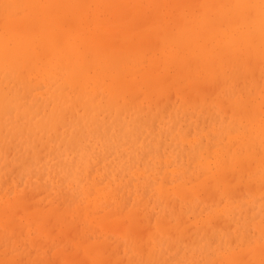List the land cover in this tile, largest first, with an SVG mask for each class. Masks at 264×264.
Returning a JSON list of instances; mask_svg holds the SVG:
<instances>
[{"label":"bare ground","instance_id":"1","mask_svg":"<svg viewBox=\"0 0 264 264\" xmlns=\"http://www.w3.org/2000/svg\"><path fill=\"white\" fill-rule=\"evenodd\" d=\"M129 1L130 0H88V2H86L85 0H0V131H1V127H2V125H3V120L5 119V116H8V117H10V119L12 120L13 119V116H15V117H18V115L19 114H27V112L28 113H30L29 111H32L31 109H30V105H29V107L27 106L26 107V105H25V99H27L26 98V96H27V93H25V92H31L33 89H36V88H33V89H31L32 87H34V86H36V85H33L32 84V80H33V76L34 75H36V77L37 76H39V77H41L42 78V80H43V82H44V84L45 85H47V93H48V96L47 97H45V98H43V101L44 102H47V103H52L53 104V109H52V111L49 113V114H47V115H49L48 117H50V122H49V124L47 123V122H43L42 120H40L39 118H38V120H35L36 122H32V124L31 125H33L34 126V128H31V125H30V129H28V128H25L24 126H22V127H24L25 128V130L24 131H35V129L37 130V129H40V130H42L43 132H46V130L48 131V130H53V131H56V132H58V130H59V127L61 126V127H63V123H62V120L64 119H66V118H63V116L67 113H70V115L73 113L74 114V116H75V118H76V120H77V124L76 125H73L72 127H74V126H79V125H81V123L82 122H84V125L85 126H89V123L91 122H89V121H85L84 119V117H83V113H80L79 112V110H80V107L82 106L83 108H87L88 106H90L91 107V110H90V119H92L94 122L92 123V125L93 126H95L96 127V132H99V130L100 129H102V130H106V131H108V130H110L111 129V131H110V133H109V136L108 137H111V138H114V134L117 132V127L119 126V131H121V133H122V138L124 137V136H126V135H128L130 138H132L133 137V132L134 131H136V129H138L139 127H143V121H144V119L145 118H147L148 116H150L148 113L149 112H151L150 110H149V107H148V113H147V117L145 116V118L143 117V115L141 116L140 115V113L138 112V111H134V115H133V117L131 118V120H129V121H127L125 118H126V115H128V114H131V113H129L130 112V105L132 104V103H134V102H132V100H133V94L134 95H136L137 94V97H138V92L139 91H142V93L144 94V97H142V98H147V101L149 102V103H151V102H154L155 100L156 101H159L160 99H163L164 97H166L167 96V99L169 98L168 96H170V94H172V92L171 91H173V89H174V91H178L177 93H178V95L180 96V98H181V100L182 101H184L185 103L187 102L188 104H190V105H192V106H194V103H195V106H194V109L196 108V107H198V106H196L197 104L196 103H198L199 102V104H202L204 107L203 108H205V105H206V108H207V106H208V104H209V102L212 100V97L214 98V96L216 97V96H219V90H220V86H225V85H231L232 87H233V89L231 90L230 88H227L228 90H231L232 92H229L228 91V93H229V96H232L231 97V99L230 98H227V97H224V99H226L227 100V102L229 103L228 104V107L226 108V101H223V100H221V101H219V102H221V106H224V103H225V110L226 109H229V107L231 106V105H233V107H236V110H234L233 112H232V118H231V123H233V127H230V128H232V132L233 133H237L238 135H247V133L246 134H243L244 133V131H246V129L243 131V133L242 132H240V131H237L238 129H237V127H236V124L238 123V120L241 122V121H243L244 119H248L249 120V122L251 123V122H257V117H259L260 118V115L262 116V114H263V116H262V120H261V123L262 124H260V123H256V124H258V129L260 130V132L262 133V135L261 136H264V108L261 110V111H259L260 110V103L262 102V104L261 105H263L264 104V95H263V98H262V100H259L258 98H257V96H255V94H254V92L250 89V87L251 86H254L255 87V92H258L259 90H260V88L262 87V85H260V75H261V78L263 77L262 75H264V68L262 67V64H264V0H198V3H196V2H194L193 0H172V6L171 7H168V8H172V10H174L175 12V14H174V17H170V16H172V14L173 13H171V12H167V13H169V14H167V16L165 15V16H163V18H161V16H159L160 14H158L157 16L159 17V19H161V20H158V21H156V23H157V26H150L151 27V29L149 28V29H139V27H138V24L140 23H138V21H137V18H139V14H140V12H137V13H135L134 14V18H132V19H128L127 20V18L122 14V12H120L121 14L119 15L118 13H116L115 14V16L113 17V15L111 16L112 18V20L111 19H109L108 17H110L109 16V14L107 15V13H108V11L110 12V10H108V9H110L111 7H112V9L114 8L115 10L116 9H121V7H123L124 9H123V11L124 12H126L128 9H130L129 8V6L132 4V5H134L135 6V9H137V7H136V4H133V2H136V1H131L130 3H129ZM139 1H141L140 3L143 5L144 4V2L145 1H147L144 5H146V6H149V5H152L153 6V1H155V0H139ZM152 1V2H151ZM161 2V1H160ZM159 2V3H160ZM154 3H156V2H154ZM157 3H158V1H157ZM124 5H129L128 6V9H125V7H124ZM131 5V6H132ZM139 5V4H138ZM161 4H159V6H160ZM163 5V4H162ZM165 5V4H164ZM163 5V6H164ZM170 5V4H169ZM166 6V5H165ZM105 8V7H110V8H106L107 9V11H106V14L105 15H107V16H103V13H101L102 14V16H100V18L101 19H104V21H102L101 23H103V25H104V22H109V21H116L117 22V24L115 23V25L116 26H114V24L113 25H111V23H110V27H109V24L108 25H106V26H104L105 28H103V25H102V27H101V25H99V24H101V23H98V22H100L101 21V19L99 18V13H100V11H101V8ZM133 7V6H132ZM139 7V6H138ZM142 7V6H141ZM196 7H198L199 8V12H197L196 11V13H194L195 11H194V9H196ZM102 8V9H103ZM144 8V7H143ZM169 9V10H170ZM160 10V9H159ZM167 10V9H166ZM197 10V9H196ZM145 11V10H144ZM104 12V11H103ZM113 12V11H112ZM115 12H118L117 10L115 11ZM114 12V13H115ZM130 12V11H129ZM154 12V11H153ZM212 12H214V14H216L217 13V15L219 14L220 15V18L216 21V22H214L213 24H211L210 22H208V19H209V15L212 13ZM171 13V14H170ZM111 14V13H110ZM132 14H133V12H132ZM131 14V15H132ZM142 14H143V12H142ZM146 14V13H145ZM144 14V15H145ZM148 15V14H147ZM162 15H163V13H162ZM170 15V16H169ZM176 15V16H175ZM80 16H82V17H80ZM124 16V17H123ZM211 16L212 15H210V18H211ZM78 17H80V18H78ZM129 17V16H128ZM141 17V16H140ZM107 20H106V19ZM155 18H157L156 16H155ZM213 18V17H212ZM215 18H216V16H215ZM139 20V19H138ZM155 21V20H154ZM175 22L176 23V25L175 26H172V24L174 25V23H171V25L169 26L168 25V23L169 22ZM211 21V20H210ZM155 23V22H154ZM153 23V24H154ZM152 24V25H153ZM93 25H94V27H93ZM177 27V31H171V32H169L168 33V28L169 27ZM176 29V28H175ZM175 29H172V30H175ZM170 30V29H169ZM166 32V33H165ZM157 33V35L156 36H160V38H159V40H161L160 42L163 44V46H162V50L163 51H165L166 52V54L167 55H163L162 56V59L161 58H159V56H161L160 55V53H159V55H158V53H157V55H156V58L158 59L159 58V63H163L164 62V64H163V66H160V64L159 65H157V66H153L154 64H156L157 63V60L154 62V59L151 61V59L152 58H150V61L152 62V64H150V67L148 68L146 65V67H147V70H144L143 72H142V74L140 73L139 75H137V73H136V76H134L133 77V75H131V74H135V72H140V70L138 69L139 67H135V69L133 70L132 69V72L130 73L129 72V70L131 71V69H129V67H126V68H124V65L128 62V60H132V59H130V56L132 55L133 56V54H134V50L131 52L130 50L131 49H138L139 48V50H137V51H135V52H137L136 53V57H134V58H138V62H137V64L139 63V62H142V61H140V59L142 58V57H144V58H146V56L145 55H147L146 53L144 54L143 53V56L139 53L140 52V50L142 51V49H141V47H144V46H148L147 48H149V49H152V48H150V47H153V48H156V50L157 49H160V46L162 45V44H160V42H158L159 40H158V38L157 37H155V34ZM159 34H161V35H164L163 37L161 36V35H159ZM166 34V35H165ZM151 36H154L155 37V39L156 40H154V38L153 37H151ZM126 37H128V38H126ZM151 37V38H150ZM162 37V38H161ZM133 38L135 39V41H133ZM149 38V39H148ZM148 39V40H147ZM153 39V41H154V43H153V41H152V43H151V40ZM137 40V41H136ZM146 40V41H145ZM130 41H132L131 43H130ZM135 42H136V44H135ZM142 42V43H141ZM143 42H146V44L148 43V42H150L151 44H147V45H145ZM133 43V44H132ZM141 43V44H140ZM155 43H157V44H160V45H157V44H155ZM153 44V45H152ZM137 45H138V48H136L137 47ZM136 46V47H135ZM157 46H159V47H157ZM133 47H135V48H133ZM146 47H144V48H146ZM149 49H143V51L145 52H148L149 51ZM153 50V49H152ZM156 50H153V52L154 51H156ZM142 51V52H143ZM130 52H131V55H130ZM150 54H152V53H150ZM153 54H155V52L153 53ZM152 54V55H153ZM151 55V56H152ZM132 57V58H133ZM149 58V57H148ZM155 58V59H156ZM142 60V59H141ZM145 60V59H144ZM144 60H143V62H144ZM160 60H161V62H160ZM146 61V60H145ZM163 61V62H162ZM262 63L261 64V67H258V65H259V63ZM129 63V62H128ZM154 63V64H153ZM130 64V63H129ZM137 64H135L136 66H137ZM147 64V63H146ZM131 65V67H132V65L133 64H130ZM162 65V64H161ZM134 66V65H133ZM139 66V65H138ZM143 67H144V65H142ZM170 66H171V72H172V74H171V72H170ZM134 68V67H133ZM140 69H142V68H140ZM124 71H125V73L126 74H124ZM135 71V72H134ZM155 71H156V73H155ZM128 72H129V74H128ZM128 75H131V78H130V80H129V77H128V79H127V76ZM88 77H89V79H88ZM133 77V78H132ZM91 79L93 80V86H92V89H91V91L89 92V93H85V90H86V88H88L89 86H91V83L89 84V86L87 87L86 85H88L87 83V81L89 80L90 82H91ZM257 79H259V81L257 80ZM258 81V83L257 82H255V81ZM36 82V79H35V81H34V83ZM40 82V81H39ZM38 83V82H37ZM232 83V84H231ZM240 83H242L241 85H240ZM263 84H264V82H263ZM40 85V84H39ZM41 86V85H40ZM84 87V89L83 88H80V87ZM185 86V87H184ZM223 86H222V88H223ZM151 88V90L149 89V88ZM185 89H184V88ZM264 87V86H263ZM262 87V88H263ZM40 88H42V86L40 87ZM77 88H80V90L78 89V93H80V94H78L77 93ZM91 88V87H90ZM171 88H173L172 90H171ZM221 88V90H223ZM167 90H171V91H167ZM220 90V91H221ZM263 92H264V89H261ZM261 90H260V92H261ZM166 91L169 93H166ZM226 91V90H225ZM33 92V91H32ZM42 92V91H41ZM41 92H39V96L40 97H42V94H41ZM133 92V93H132ZM171 92V93H170ZM214 92V93H213ZM218 92V94H216ZM43 93V92H42ZM82 93V94H81ZM139 93H141V92H139ZM211 93H213V96L210 98V96H209V94H211ZM262 93V92H261ZM24 94H26V95H24ZM31 97H33L34 99H36L37 98V101L39 102V108H40V104H42V103H40V101H39V97H38V95L36 94L35 95V93H34V96L31 94V93H28ZM168 94V95H167ZM223 94V93H222ZM157 96V97H154V99H153V96ZM175 95V94H174ZM207 95H208V97H209V102H207V99H208V97H207ZM44 96V95H43ZM189 96H190V99H189ZM228 96V97H229ZM29 97V96H28ZM137 97H135V98H137ZM233 97H235V99H234V101L232 100V98ZM151 98L153 99V101L151 100ZM157 98V99H156ZM171 98V97H170ZM173 98V97H172ZM220 98H222V97H220ZM139 99H141V98H139ZM139 99H137V103H138V101H139ZM42 100V99H41ZM64 100L67 102V104L69 105V107H70V105H71V107L72 108H69V109H67V110H65V112H64V107L62 108V106H63V103H64ZM85 100H86V102H85ZM150 100H151V102H150ZM171 101H169L170 103L172 102V99H170ZM144 101L146 102V100L144 99ZM155 101V105L156 106H160V104H163V105H165V104H167L168 105V103L169 102H167V103H164L163 101H159V102H156ZM178 101V100H177ZM188 101H191V103L190 102H188ZM256 102V103H253V102ZM162 102V103H161ZM181 102V101H180ZM184 102H182V104L184 103ZM194 102V103H193ZM212 102V101H211ZM224 102V103H223ZM102 103H104V105H102ZM233 103V104H232ZM249 103H252V105H250L249 106ZM36 104H37V102H36ZM88 104V105H87ZM140 104V103H139ZM139 104H137V105H139ZM144 104V103H143ZM180 104V103H179ZM223 104V105H222ZM35 105V104H34ZM67 105V106H68ZM84 105H87V107H85ZM132 105H136L135 103L134 104H132ZM167 105H165V107L167 106ZM175 105V104H174ZM184 106H185V104H183ZM37 106V105H36ZM127 106V107H126ZM140 106V105H139ZM143 106V105H142ZM142 106H141V109H140V107H138L139 108V111H142L143 109H142ZM169 106H171V104H169ZM179 106H181V104L179 105ZM183 106V107H184ZM253 106V107H252ZM34 107V106H33ZM33 107H31V108H33ZM48 107V106H47ZM52 107V106H51ZM81 107V109L83 110V108ZM155 107V106H154ZM153 107V108H154ZM162 107H164V106H162ZM173 108H174V106H172ZM191 107V106H190ZM232 107V106H231ZM230 107V109L232 110V108ZM248 107H250V109L248 108ZM89 108V107H88ZM87 108V109H88ZM133 108H135L134 106H133ZM143 108H145L144 106H143ZM150 108H152L151 107V105H150ZM166 108H168V107H166ZM166 108H164V109H166ZM180 108V107H179ZM185 108V107H184ZM187 108H188V106H187ZM221 108H223V107H221ZM47 109V108H46ZM163 109V110H164ZM200 109H202V107L200 108ZM209 109V110H208ZM233 109H235V108H233ZM254 109V110H253ZM256 109L258 110V112H255L256 111ZM36 110H39V109H36ZM157 110H159V109H157ZM156 110V111H157ZM162 110V111H163ZM167 111H168V109H166ZM185 110V109H184ZM203 110V109H202ZM205 110V109H204ZM207 110L208 111H210L211 110V108H207ZM221 110V109H220ZM219 110V111H220ZM34 111H35V109H34ZM69 111V112H68ZM81 111V110H80ZM88 111H89V109H88ZM160 111V110H159ZM159 111H157L156 112V114H158V112ZM222 111V110H221ZM227 111V110H226ZM230 110H228V112H229ZM37 112V111H36ZM40 112H41V110H40ZM87 111L85 110V113H86ZM161 112V111H160ZM159 112V113H160ZM164 112V111H163ZM172 111H170V113H171ZM195 112V111H194ZM204 112V111H203ZM228 112H226V113H228ZM38 113V112H37ZM45 113V112H44ZM88 113V114H89ZM102 113H105V116L108 114L110 117H111V122H110V124H107V120H105V117L104 118H101L100 117V115H102ZM133 113V112H132ZM154 113V112H153ZM165 113H166V111H165ZM184 113H185V111H184ZM183 113V114H184ZM206 113V112H205ZM212 114H213V111L211 112ZM39 114V113H38ZM46 114V113H45ZM87 114V115H88ZM156 114H152V118H157V119H159L158 117L159 116H161V114L162 113H160V115H158V117H157V115ZM178 114V113H177ZM192 114L194 115V113H191L190 115L192 116ZM31 115H33V114H31ZM69 115V116H70ZM163 115H165V114H163ZM227 115V114H226ZM27 116V115H26ZM67 116V115H66ZM66 116H64V117H66ZM71 116H73V115H71ZM85 116V115H84ZM131 116V115H130ZM172 115H170V117H171ZM178 116V115H177ZM187 116V115H186ZM206 116H208V113L206 114ZM216 116V115H215ZM214 116V117H215ZM14 117V118H15ZM20 117V116H19ZM25 117V116H24ZM31 117V116H30ZM29 117V119L31 120V119H33V117H31L30 118ZM42 117V116H41ZM68 117V116H67ZM88 117V116H87ZM150 117V118H151ZM23 118V117H22ZM47 118V117H46ZM72 118V117H71ZM149 117H148V119H150ZM151 118V120H153V121H156L157 119H152ZM187 118V117H186ZM198 118H200L199 117V115H198ZM207 118V117H206ZM206 118H204L205 120L204 121H206ZM223 118V117H222ZM227 118V117H226ZM28 119V120H29ZM89 118H87V120H88ZM108 119V118H107ZM211 119V118H210ZM217 119V116L215 117V120ZM19 120V119H18ZM21 120V119H20ZM25 120H27V119H25ZM69 120H71V119H69ZM170 120V119H169ZM187 120V119H186ZM200 120V119H199ZM32 121V120H31ZM72 121H73V119H72ZM72 121H69V122H72ZM152 121V122H153ZM174 121V120H173ZM233 121V122H232ZM258 121H260V120H258ZM11 122V121H10ZM16 122V121H15ZM67 122V121H66ZM87 122H88V124H87ZM175 122H177V121H174V123ZM198 122H200V121H198ZM17 123H18V121H17ZM16 123V124H17ZM24 123H26V121L24 122ZM23 123V124H24ZM31 123V122H30ZM159 123V122H158ZM162 123V122H161ZM173 123V122H172ZM215 123H216V121H215ZM230 123V124H231ZM44 124H46V125H44ZM64 124H65V121H64ZM74 124H75V122H74ZM153 124H154V122H153ZM164 124V123H163ZM6 125H8V122H7V124ZM10 125H12L13 126V124H10ZM27 125V124H26ZM198 125H200V123L198 124ZM197 125V126H198ZM12 126H11V128H12ZM16 126V125H15ZM90 126H91V124H90ZM154 126H155V124H154ZM205 126H206V124H205ZM204 126V127H205ZM246 125H244L243 127H245ZM252 126V125H251ZM21 127V128H22ZM76 127H75V129H76ZM81 127H82V125H81ZM80 127V128H81ZM152 127V126H151ZM183 127H185V126H183ZM204 127H202L203 129H206V127L204 128ZM10 128V127H9ZM8 128V129H9ZM20 127L17 129V130H15V132L17 131V132H20L21 133V136H22V132H23V130L21 129ZM23 128V129H24ZM223 128H224V130H223ZM223 128H222V130H223V132H225V130H227V132H228V128H227V126H225V124H223ZM257 128V127H256ZM255 128V129H256ZM67 129V128H66ZM75 129L74 130H69L68 132H71V133H78V131L79 130H81V129H77L76 131L77 132H74L75 131ZM91 129V128H90ZM93 129V128H92ZM153 129V128H152ZM191 129V128H190ZM4 130V129H3ZM2 130V131H3ZM7 130V129H6ZM12 130H13V128H12ZM151 130V129H150ZM170 130H171V127H170ZM189 130V129H188ZM214 130V129H213ZM251 130H253L252 131V133L253 134H255L256 136H260V133L258 132V131H256V130H254V129H251ZM9 131V130H8ZM14 131V130H13ZM154 131V130H153ZM181 131V130H180ZM192 131V130H191ZM218 130H215V132H217ZM249 131H250V129H249ZM42 132V133H43ZM67 132V131H66ZM80 132V131H79ZM85 132V131H84ZM95 132V131H94ZM143 132V131H142ZM226 132V133H227ZM230 132V131H229ZM228 132V133H229ZM6 133V132H5ZM8 133V132H7ZM10 133V132H9ZM8 133V134H9ZM24 133V132H23ZM29 133V132H28ZM27 133V134H28ZM34 133H38V131L36 132H34ZM59 133V132H58ZM205 133V132H204ZM206 133H208L207 131H206ZM210 133V132H209ZM208 133V134H209ZM249 133H251V131L249 132ZM7 134V135H8ZM12 134V133H11ZM54 134V133H53ZM56 134V133H55ZM62 134H63V132H62ZM67 134V133H66ZM73 134H72V136H73ZM12 135H14V133L12 134ZM37 135V134H36ZM166 135H167V133H166ZM186 135V134H185ZM188 135H190V132H189V134H187L186 136L188 137ZM207 135V134H206ZM226 135V134H225ZM229 135H230V133H229ZM234 135H236V134H234ZM250 135V134H249ZM252 135V134H251ZM0 136H2V133L0 134ZM3 136H4V134H3ZM6 136V135H5ZM11 136V135H10ZM16 136V138H17V135H15ZM32 136V135H31ZM38 136V135H37ZM59 134H58V138H59ZM65 136V135H64ZM70 136V138H71V135H69ZM75 136H77L76 134H75ZM75 136H73V138L75 137ZM138 136V135H137ZM163 136V135H162ZM186 136H184L183 135V139H184V141H186V139H187V137ZM191 136V135H190ZM211 136V135H210ZM215 136V135H214ZM41 137H43V135H41ZM46 137H50V134H49V136H46ZM46 137H45V139H46ZM55 137V136H54ZM177 137V136H176ZM185 137H186V139H185ZM225 137V136H224ZM241 137H243V136H241ZM15 138V139H16ZM30 138V137H29ZM51 138V137H50ZM49 138V139H50ZM64 138V137H63ZM78 138H79V136H78ZM140 138V137H139ZM138 138V139H139ZM142 138V137H141ZM209 138V137H208ZM211 138V137H210ZM229 138V142H230V144L229 145H231V147L234 145V144H232L231 142H232V134H231V136L230 137H228ZM249 138H251V136L249 137ZM256 138V137H255ZM10 139H11V137H10ZM36 139V138H35ZM39 139V138H38ZM43 139V138H42ZM41 139V140H42ZM56 139V138H55ZM54 139V140H55ZM61 139H62V137H61ZM68 139H69V137H68ZM80 139V138H79ZM146 139V138H145ZM189 139V138H188ZM191 139V138H190ZM189 139V140H190ZM194 139H196V138H194ZM194 139H192V141L194 140ZM231 139V140H230ZM238 139V138H237ZM12 140H14V139H11V140H9V141H12ZM30 140V139H29ZM33 140H34V137H33ZM40 140V139H39ZM53 140V139H52ZM72 140H75V138L74 139H72ZM78 140V139H77ZM142 140H143V138H142ZM174 140V139H173ZM189 140H187V141H189ZM252 140V139H251ZM250 139H248V140H245V138H242V140H241V144L239 143V145H241V148H242V146L244 147L243 149H245V147H246V149H247V154L245 155V152L243 151V150H240L239 151V149L237 150L235 147V149L234 150H232V151H229L228 152V148L230 147V146H228V148L226 149L227 150V152L224 150V152L225 153H223V154H226V153H228V155L226 154V157L224 158L225 160H223V161H221L220 160V162H219V165H221V164H223V163H225L224 165H223V171H222V174L220 175L219 174V178H217V180L215 179V177L217 176V174H216V176L214 177V176H212V174L210 175V176H208V177H211V179H213L212 180V182L211 183H209V186H211V190H213V187H215L214 188V192L216 191L215 189H216V187H220L222 184H224V183H228L229 181H230V183H228L227 184V186L229 185V187L231 186L232 187V189L233 188H236V187H233L234 186V184L235 185H237V183L240 181V183H241V180H239L240 178H242V175H243V172H245V170L243 171L242 170V168H240L242 171V173L241 174H239L240 176H238V177H240L239 179H238V181L236 182L235 180H236V178H234L235 180H233L232 181V179H231V177H230V175L232 174L231 172L233 171V168H236L237 166H238V164H242L243 163V161H244V163L242 164V166L244 165V166H247L248 167V165H250V163L248 162L249 160H252V159H254L253 161H256L257 162V158L259 157H257L256 156V154L254 153V154H252L253 153V151L252 150H250V147L252 146V144L254 143L255 145L257 144V145H259L260 147H262L263 148V150H264V143L262 142V141H264V139L262 140V141H259V142H257L255 139H253V141H251ZM23 141V140H22ZM36 141V140H35ZM45 141V140H44ZM70 140H65L64 139V142L63 143H65L66 145H69V142ZM160 141H163V140H160ZM191 141V142H192ZM205 141V140H204ZM203 141V142H204ZM233 141H235V140H233ZM3 142H5V140L3 141ZM37 142H39V141H37ZM36 142V143H37ZM73 142V141H72ZM76 142V141H75ZM191 142H189V143H191ZM236 142H238V140L236 141ZM11 143V142H10ZM18 143V142H17ZM35 143V144H36ZM62 143V144H63ZM194 143V142H193ZM198 143H200L199 141H198ZM202 143V142H201ZM221 143V142H220ZM235 143V142H234ZM15 144V143H14ZM23 144V143H22ZM40 144V143H39ZM42 145H43V147H44V143L42 142L41 143ZM55 144V143H54ZM54 144H53V146L51 147V148H53L54 147ZM59 144H60V142H59ZM72 144V143H71ZM75 143L73 142V145H74ZM163 144V143H162ZM161 144V145H162ZM177 144H178V141H177ZM203 144V143H202ZM208 144V143H207ZM207 144H206V146H207ZM225 144V143H224ZM227 144V145H228ZM253 144V145H254ZM2 145V144H1ZM37 145V144H36ZM42 145H40V149H42L43 147H42ZM186 145V144H185ZM209 145V144H208ZM217 145V144H216ZM226 145V146H227ZM11 146V145H10ZM9 146V147H10ZM16 146H17V144H16ZM33 146V145H32ZM35 146V145H34ZM34 146H33V148H34ZM38 146V145H37ZM60 146V145H59ZM62 146V145H61ZM108 146H109V148H110V150L111 149H117L118 147H119V145L118 144H109L108 143ZM190 146V145H189ZM189 146H188V148H189ZM1 147V150H2V146H0ZM8 147V146H7ZM8 147V148H9ZM15 147V146H14ZM14 147H11L12 148V150L14 149ZM48 147V146H47ZM47 147L44 149V150H47ZM138 147V146H137ZM202 147V146H201ZM200 147V148H201ZM205 147V146H204ZM212 147H214V146H212ZM212 147H206V150H207V148L208 149H210V148H212ZM222 147V146H221ZM223 147H225V145L223 146ZM254 147V146H253ZM256 147V146H255ZM8 148H6V150L8 149ZM39 148V147H38ZM60 148V147H59ZM73 148V147H72ZM71 148V149H72ZM185 147H183V149H184ZM187 148V147H186ZM233 148V147H232ZM10 149V148H9ZM20 149H21V147H20ZM20 149H18V150H20ZM74 149V148H73ZM72 149V150H73ZM202 149V148H201ZM256 149H258V154H259V152L261 153L262 151H259V147H257ZM11 150V151H12ZM29 150V149H28ZM33 150H35V149H33ZM32 150V151H33ZM213 150H215V149H213ZM213 150H207V151H209V152H207V153H212V151ZM216 150H217V148H216ZM31 150H29L28 151V154H29V152H30ZM31 151V152H32ZM39 150H37V158L38 157H40L41 156V154H40V151L38 152ZM54 151V150H53ZM52 151V149H50L49 150V153H51V152H53ZM179 151H180V149H179ZM205 151V150H204ZM218 151V150H217ZM246 151V150H245ZM254 151H255V149H254ZM8 152V151H7ZM16 152V151H15ZM35 153H36V151H34ZM33 152V153H34ZM150 152V151H149ZM164 152V151H163ZM206 152H204V154H207ZM239 152H243V154H241V153H239ZM256 152V151H255ZM256 152V153H257ZM10 154H11V152H9ZM8 153V155H10ZM41 153H42V151H41ZM44 154H46L45 153V151L43 152ZM188 153V152H187ZM210 153V154H211ZM239 153V154H238ZM250 153V155H248ZM16 154V153H15ZM21 154V153H20ZM23 154V153H22ZM31 155H33L32 153H30ZM44 154H42V157H44L43 155ZM163 154V153H162ZM162 154L160 153V155L162 156ZM252 154V155H251ZM27 155V154H26ZM40 155V156H39ZM165 155H167V154H165ZM209 155V154H208ZM208 155H207V157H208ZM214 156H215V154H213ZM212 155V156H213ZM222 155V154H221ZM253 155H255V157L256 158H254V156ZM28 156V155H27ZM92 156V155H91ZM144 156H145V154H144ZM146 156H147V153H146ZM196 156V155H195ZM210 156V155H209ZM219 156V155H218ZM251 156V157H250ZM262 156V158H259L258 159V162H262V160H264V151H263V155H261ZM12 157V156H11ZM32 157V156H31ZM167 157H168V155H167ZM184 157V156H183ZM205 157V159L207 158L206 157V155L204 156ZM249 157V158H248ZM253 157V158H252ZM17 158V157H16ZM16 158H14V159H16ZM27 158H30V156L29 157H27ZM26 158V159H27ZM196 159L198 158V157H195ZM203 158V157H202ZM245 158V159H244ZM247 158V159H246ZM251 158V159H250ZM18 159V158H17ZM31 159V158H30ZM30 159H28L29 161H30ZM39 159V158H38ZM42 159V158H41ZM40 159V160H41ZM44 159V158H43ZM116 159V158H115ZM142 159H144V157H142ZM165 159V158H164ZM189 159V158H188ZM192 159V161H194V164H196L195 163V160H193V158H191ZM217 159H219V157L217 158ZM221 159V158H220ZM242 159H244V160H242ZM249 159V160H248ZM19 160V159H18ZM21 160L23 161V158H21ZM101 159H99V161H100ZM163 160V159H162ZM166 160V159H165ZM167 160H168V158H167ZM184 160V159H183ZM198 160V159H197ZM207 160H211V159H207ZM212 160H215V159H213L212 158ZM211 160V161H212ZM242 160V161H241ZM246 160H247V164H246ZM192 161H190V163L192 162ZM216 161V160H215ZM24 162H26V160L24 159V161L22 162V164H24ZM101 162V161H100ZM144 162V161H143ZM167 162V161H166ZM168 162H169V160H168ZM197 162V161H196ZM251 162V161H250ZM21 163V162H20ZM28 163V161L25 163V164H27ZM60 164H61V162H59ZM160 163H163L162 161H160ZM159 163V164H160ZM190 163L189 164H187L188 166L190 165ZM203 163V160L200 162V164H202ZM210 163V162H209ZM254 164H255V162H253ZM252 163V164H253ZM24 164V165H25ZM83 164L84 165H86L87 163L85 162V161H83ZM97 164H99V168H100V163L98 162ZM96 164V165H97ZM164 164V163H163ZM253 164V166H256V165H254ZM23 165V166H24ZM65 165V164H64ZM107 165V164H106ZM109 165V164H108ZM143 165V164H142ZM168 165V164H167ZM203 165H204V163H203ZM217 165H218V163H217ZM169 166V165H168ZM243 166V167H244ZM257 166H259V165H257ZM18 167H22V166H18ZM18 167H13V172L16 170V172H17V170L19 169ZM96 167H98V166H96ZM190 167V166H189ZM212 166L210 165V168H211ZM239 167V166H238ZM240 167H241V165H240ZM1 168V167H0ZM15 168H17V169H15ZM136 168H138V167H136ZM157 168H158V166H157ZM192 168V167H191ZM194 168V167H193ZM203 168H205V165H204V167ZM215 168V167H214ZM245 168V167H244ZM256 168V167H255ZM255 168H253L252 167V169H255ZM173 170H174V168H172ZM221 169V168H220ZM237 169H239V168H237ZM263 169H264V166H263ZM137 169H135L134 171H136ZM138 170H139V168H138ZM167 170V169H166ZM175 170H177V169H175ZM174 170V171H175ZM232 170V171H231ZM91 173H92V171H93V167H91ZM140 171V170H139ZM165 171V170H164ZM200 171V170H199ZM237 170H235V172H233V173H235L234 175H235V177L238 175V173H240V171H237ZM247 171V170H246ZM250 172L252 171V170H249ZM12 172V173H13ZM16 172H14V174L16 175ZM51 172V171H50ZM136 172H138V171H136ZM141 172V171H140ZM139 172V173H140ZM143 172V171H142ZM159 172V171H158ZM201 172H202V169H201ZM206 172V171H205ZM249 172V173H250ZM256 172H257V170H256ZM255 172V173H256ZM90 173V172H89ZM89 173L87 174L88 175V177L90 178V176H89ZM166 173V172H165ZM200 173V172H199ZM208 173H209V171H208ZM216 173V172H215ZM214 173V174H215ZM218 173V172H217ZM11 174V173H10ZM44 174V173H43ZM105 174V173H104ZM169 174V173H168ZM200 174H202V173H200ZM199 174V175H200ZM245 174V173H244ZM6 175H7V173H6ZM90 175H92V174H90ZM126 175V174H125ZM141 175V174H140ZM139 175V176H140ZM199 175H197V177L199 176ZM203 175V174H202ZM233 175V174H232ZM233 175V176H234ZM7 176H9V174L7 175ZM32 176V175H31ZM95 176H96V174H95ZM106 176V175H105ZM169 176V175H168ZM167 176V177H168ZM193 176V175H192ZM245 175H243V177H244ZM251 176V175H250ZM256 176V175H255ZM258 176L260 177V179H258V178H256L258 181L260 180V182L263 184L264 183V172L263 173H260V174H258ZM10 177V176H9ZM8 177V178H9ZM39 177V176H38ZM43 177V176H42ZM138 177V176H137ZM156 177V176H155ZM165 177V176H164ZM172 177V176H171ZM170 177V178H171ZM175 177V176H174ZM189 177V176H188ZM248 177V176H247ZM7 178V179H8ZM62 178V177H61ZM162 178H163V176H162ZM191 178V177H190ZM194 178H196V177H194ZM194 178H192L193 180L192 181H194ZM200 178V177H199ZM5 180V181H7L8 182V180L10 181V179H8V180ZM14 179H15V176H14ZM40 179V178H39ZM42 179V178H41ZM84 179V178H83ZM82 179V180H83ZM98 179V178H97ZM107 179H109V178H107ZM116 179V178H115ZM157 179H158V177H157ZM156 179V180H157ZM201 179V178H200ZM211 179L209 180V181H211ZM229 179H231V180H229ZM255 178L253 177L252 179H251V181L252 180H254ZM255 179V180H256ZM90 180V179H89ZM117 180V179H116ZM168 180V179H167ZM166 180V181H167ZM206 180H208V179H206ZM229 180V181H228ZM244 180V179H243ZM246 180V179H245ZM5 181H3L4 183H6ZM61 181H63V179L61 180ZM91 181V180H90ZM97 181V180H96ZM95 181V182H96ZM122 181V180H121ZM163 181V180H162ZM161 181V182H162ZM191 181V180H190ZM189 181V182H190ZM198 181V180H197ZM214 181V182H213ZM231 181L233 182V183H231ZM235 181V182H234ZM251 181H249L250 183H251ZM257 181V182H258ZM94 182V181H93ZM111 183V181L109 180L108 182H106V183ZM182 182V181H181ZM180 182V183H181ZM188 182V183H189ZM196 182V181H195ZM246 183H248L249 184V182H247V181H245ZM245 182L243 183H241V184H243L242 186H245V185H247V184H245ZM253 182V181H252ZM259 182V183H260ZM3 183V185H5ZM98 183H101V182H98ZM118 183V182H117ZM138 183V182H137ZM167 183H168V181H167ZM178 183V182H177ZM179 183V184H180ZM205 183V185H206V182H204ZM240 183H238V186L240 185ZM254 183V182H253ZM93 184V183H92ZM102 185H103V183H101ZM129 184V183H128ZM131 184V183H130ZM129 184V185H130ZM164 184V187H162L163 185H160V187H162L161 188V190L163 189H165V184H166V182L165 183H163ZM182 185H186L187 183H181ZM180 184V185H181ZM208 184V183H207ZM233 184V185H232ZM252 184V183H251ZM250 184V186H252ZM256 184V183H255ZM254 184V185H255ZM258 184V183H257ZM262 184H259L258 186H262ZM41 185H42V182H41ZM44 185V184H43ZM97 185V184H96ZM112 185V184H111ZM137 185V184H136ZM178 185V184H177ZM180 185H178V186H180ZM181 185V187H176L177 188V192H182V191H184V192H182L183 193V195H184V193L185 194H190V195H185L186 196V198H188L189 196L191 197L192 195H193V191H190L191 190V188L193 187V186H195V185H191V187H189L190 189H188V188H186L187 186H182ZM200 187H209V186H205L204 184L203 185H201V183H199L198 184ZM213 185V186H212ZM264 185V184H263ZM27 186V185H26ZM37 186H38V184H37ZM89 186H90V182H89ZM172 186H174V185H172ZM225 186V185H224ZM255 186H257V185H255ZM257 186V187H258ZM11 187V186H10ZM84 187V186H83ZM92 187V186H91ZM100 187H102V189H103V187L105 188V186H100ZM131 187V186H130ZM139 187V186H138ZM171 187V186H170ZM226 187V186H225ZM256 187V188H257ZM264 187V186H263ZM1 188V187H0ZM24 188V187H23ZM26 188V187H25ZM38 188V187H37ZM40 188V187H39ZM92 188H94V187H92ZM99 188V187H98ZM114 188V187H113ZM125 188V187H124ZM173 188H175V187H173ZM186 188V189H185ZM195 188H196V186H195ZM204 188H201L202 190L204 189ZM228 188V187H227ZM226 188V189H227ZM238 188V187H237ZM240 188V187H239ZM249 188V187H248ZM252 188V187H251ZM34 189V188H33ZM33 189L31 190V189H29V190H31V194L28 192V194H29V197H31V195L34 193V195H39L40 193H39V191L37 190V192L35 193V192H32L33 191ZM42 189V188H41ZM88 189H90L91 190V188H88ZM101 189V188H100ZM116 189V188H115ZM118 189H120V188H118ZM182 189V190H181ZM184 189V190H183ZM221 189V188H220ZM225 189V190H226ZM253 189H254V187H253ZM258 189H260V191H261V189H262V187L260 188V187H258ZM7 190H8V188H7ZM27 190V189H26ZM28 190V191H29ZM45 191H46V189H44ZM43 189H42V191H40L41 193H44L45 191H44ZM62 190V189H61ZM98 190V189H97ZM96 190V191H97ZM167 190V189H166ZM166 190H164L162 193V195L166 198V202L168 201V197L167 196H169V195H167L166 194ZM170 190H173L172 189V187H171V189ZM204 190H206V188L204 189ZM204 190L203 191H201V192H203L202 193V197H203V194H204ZM229 190V192L227 193V194H229L231 191H235V189H233V190H230V188H228L227 189V191ZM237 190V189H236ZM238 190H241V188L240 189H238ZM247 190V189H246ZM0 191H2V190H0ZM17 190H15V192H16ZM86 191H87V189H86ZM93 191H94V189H93ZM111 192H112V189L110 190ZM110 191H109V193H110ZM116 191H117V189H116ZM126 191V190H125ZM125 191H124V193H125ZM144 191V190H143ZM146 191V190H145ZM186 191V192H185ZM187 191H190V193H187ZM196 191H198L197 189H196ZM208 191V189L205 191V194H204V196H206V197H208V194L206 193ZM221 191V190H220ZM251 191V190H250ZM256 190H254V193L256 194V193H258V192H260L259 190H257L256 192H255ZM264 191V190H263ZM263 191H261V192H263ZM12 192V191H11ZM62 192V191H61ZM115 192V191H114ZM161 192V191H160ZM176 192V193H177ZM191 192H193L192 194H191ZM209 192H210V188H209ZM240 192V191H239ZM242 192V191H241ZM260 192V194H262ZM7 193V192H6ZM85 193V192H84ZM93 193V192H92ZM104 193V192H103ZM113 193V192H112ZM118 193V192H117ZM123 193V194H124ZM168 193H169V191H168ZM197 193H199V191L198 192H196V194ZM213 192L211 191V194H212ZM218 193H220V192H218V190H217V192L215 193V194H217V197H218ZM224 193V192H223ZM243 193V192H242ZM242 193H241V195H242ZM26 195H28L27 194V192L25 193ZM21 195V197H20V195L18 196V197H16V198H14V200H13V203L15 204L16 203V206L15 205H13V204H11L10 203V209L9 208H7V207H1L0 208V210H4V212H2V213H0V218L1 217H4V214L5 213H7V212H5V211H10V213H9V211H8V213L7 214H14L15 213V211L13 212L12 210H15L14 209V207H17V206H19L21 203H22V205H24V203H23V201H25V199L27 200V198L25 197L26 195ZM45 194V193H44ZM91 194V193H90ZM95 194V193H94ZM114 194V193H113ZM179 194V193H178ZM214 194V193H213ZM222 194V193H221ZM234 194V193H233ZM232 194V192H231V196L233 195ZM238 194L240 195V193H236V195L238 196ZM244 194V193H243ZM259 194V195H260ZM263 194H264V192H263ZM3 195V194H2ZM46 195V194H45ZM100 195H101V193H100ZM109 195V194H108ZM125 195V194H124ZM130 195H131V193H130ZM160 195H161V193H160ZM182 195V194H181ZM226 195V194H225ZM235 195V194H234ZM233 195V197H237L236 195L234 196ZM22 196L24 197V198H22ZM42 196H44V195H42ZM46 196H49V193H48V195H46ZM51 196V195H50ZM112 196H114V195H112ZM118 196V195H117ZM179 196V195H178ZM184 196V197H185ZM221 196H223V195H221ZM28 197V196H27ZM29 197H28V199H29ZM32 197H33V195H32ZM38 197V196H37ZM52 197H54V196H52ZM51 197V198H52ZM97 197V196H96ZM109 196H107V198H108ZM135 197V196H134ZM143 197H145V195L143 196ZM163 197V198H164ZM183 197V196H182ZM181 197V198H182ZM183 197V198H184ZM189 197V198H190ZM205 197V198H206ZM210 197V196H209ZM208 197V198H209ZM212 197H214V196H212ZM216 197V198H217ZM229 197H230V194H229ZM233 197H232V200H233ZM246 197H247V195H246ZM8 198V197H7ZM11 198V197H10ZM34 198H35V196H34ZM33 198V199H34ZM41 198H43V197H41ZM60 197H58L57 199H59ZM86 198V197H85ZM88 198H91V197H88ZM98 198V197H97ZM107 198H105V201L106 200H108ZM130 198V197H129ZM128 198V201L130 200ZM192 198V197H191ZM206 199L207 201H210V200H215V199H211V198H209V199ZM223 198V197H222ZM222 198L220 197V195H219V199H221L222 200ZM238 198H239V196H238ZM20 199V200H19ZM22 199H24L23 201H21ZM32 199V200H33ZM44 199V198H43ZM62 199H63V197H62ZM95 199V198H94ZM101 199V198H100ZM142 199H144V198H142ZM141 199V200H142ZM204 199V198H203ZM219 199L217 198V200L219 201ZM11 200H12V198H11ZM37 199L35 198V202H36V204H37V202H38V200L36 201ZM53 200V199H52ZM89 200V199H88ZM171 200L172 199H170V201L169 202H171ZM176 200V199H175ZM174 200V201H175ZM201 200V199H200ZM205 200V199H204ZM231 200V202H233ZM21 202V203H17V202ZM44 201V200H43ZM98 201V200H97ZM144 201H146V200H144ZM143 201V202H144ZM174 201H172V205H176L177 206V201L173 204V202ZM190 201V200H189ZM206 201V202H207ZM249 201V200H248ZM26 202V201H25ZM52 202V201H51ZM58 202V201H57ZM61 202V205H62V201H60ZM84 202V201H83ZM96 202V199H95V201H94V203ZM107 202H109V201H107ZM126 202V201H125ZM142 202V203H143ZM169 202H168V204H169ZM201 202V201H200ZM199 202V203H200ZM221 202V201H220ZM219 202V203H220ZM230 202V203H231ZM264 202V201H263ZM262 202V203H263ZM27 203V202H26ZM25 203V206H23L24 208H30V207H27V205L29 204V200H28V204H26ZM41 202H39V204H40ZM49 203H50V199H49ZM53 203H54V200H53ZM64 203V202H63ZM81 203V202H80ZM111 203V202H110ZM124 203V202H123ZM139 204H140V199H139V202H138ZM180 203H181V201H180ZM223 203H226V202H223ZM39 204L38 205H34L35 206V208H40L39 210L42 212V215L44 214V210H46V208L44 209V210H42V206H40L39 207ZM56 204V203H55ZM79 204V203H78ZM82 204V203H81ZM80 204V206H82ZM120 204V203H119ZM122 204V203H121ZM134 203H132V205H133ZM138 204V205H139ZM213 204V203H212ZM235 204H238V202L237 203H235ZM1 205V204H0ZM6 205V204H5ZM13 205V206H12ZM30 205V204H29ZM46 205H47V203H46ZM56 205H59V203L58 204H56ZM61 205H59L58 207L57 206H54V207H52V211H49V212H46V214L45 215H47L48 216V218L50 217V216H52L53 218V220L51 221V223L49 224V226H48V224H47V227H49V228H51L50 227V225L52 224V223H55V225L53 226L55 229H56V222L58 221V219H59V215H61L62 216V214L64 213V216L66 217L65 218V220H64V218H63V220L66 222V224H63L62 226L64 227V226H66V229L67 228H69V227H71V226H73L72 224H74V225H76V223H75V221H76V218L74 217V219H75V221H74V223H73V221L72 220H70L69 221V219L67 220V215H69V214H71V213H69V210H68V208L67 207H65V209L67 208V211H65V209H63V211H65V212H61L59 215H58V213L60 212L59 210L61 209L62 210V207L60 208V206ZM99 205V204H98ZM97 205V206H98ZM106 205H108V204H106ZM127 205V204H126ZM136 205H137V203H136ZM140 205H142V204H140ZM226 205V204H225ZM262 205V204H261ZM34 206H32V211L30 212L29 211V213H25V215L27 216V214L29 215V217L31 216V218H32V215H34V214H36V217L37 218H30V220H29V224H30V221L31 222H33L34 221V223H37V221L36 220H38V219H42V218H44V216H42L41 215V212L39 211V213L40 214H38L37 212L38 211H35L36 209L34 208ZM49 206H50V204H49ZM77 206V205H76ZM85 206H87V205H85ZM85 206H83V208H85ZM96 206V207H97ZM100 207H101V204L99 205ZM124 206V205H123ZM175 206V207H176ZM182 205H180L179 207H181ZM218 206V205H217ZM45 207V206H44ZM73 207V206H72ZM95 207V208H96ZM106 206H103V208H105ZM112 207V206H111ZM117 208H118V206H116ZM119 207H121V206H119ZM126 207V206H125ZM132 207V206H131ZM174 207V206H173ZM219 207V206H218ZM217 207V208H218ZM221 207H222V205H221ZM7 208V209H6ZM24 208H22V209H24ZM56 208H57V210H56ZM58 208H60L59 210H58ZM64 208V207H63ZM83 208H79V212L83 209ZM87 208V207H86ZM86 208H85V210H83L84 212L85 211H87L86 210ZM97 208H99V207H97ZM102 208V207H101ZM117 208H116V211H117ZM133 208H134V206H133ZM138 209H139V206L137 207ZM204 208V207H203ZM203 208H202V211H203ZM214 208H216V207H214ZM223 208V207H222ZM221 208V209H222ZM6 209V210H5ZM17 209V208H16ZM20 209H21V205H20ZM22 209H21V212H22ZM81 209V210H80ZM93 208L91 207V210H92ZM125 209V208H124ZM143 209H145L144 207H143ZM175 209H177V207L175 208ZM219 210H221L220 208H218ZM249 209L250 208H248V212H249ZM48 210V209H47ZM54 210V211H53ZM91 210H90V212H91ZM122 210V209H121ZM126 210V209H125ZM124 210V211H125ZM134 210V209H133ZM13 213H12V212ZM25 211V210H24ZM57 211V212H56ZM73 211H74V209H73ZM72 211V212H73ZM89 211V210H88ZM95 211H97V209L95 210ZM118 211L119 212H111L110 213V211H109V213L108 214H110L109 215V219H108V215H106V217H107V219L106 220H104V221H108V222H112L111 224H109L108 222H106V228L108 227V226H113L114 228H115V230L117 231H119L120 232V234H121V236L125 239V242H126V245L128 246V247H132V248H136V246H137V244L138 243H141V244H143V241H148V243H150V242H152V243H155V242H157L158 240H164V239H168V238H166L165 236H167V234H168V231H172V232H169V233H172V237L174 238V237H179L180 235H183V237L184 236H187L188 234L190 235L191 234V232H187V231H189V228L188 229H186V227H188L190 224L189 223H185V222H183L181 219H180V223H185L184 224V228H181V225H180V227H179V225H174V224H172V222H169V227H168V225H166V223H161L162 222V220H160V221H158L159 219H157V222H155V223H153V225H151V221L148 223V221H145L144 220V222H143V219H142V216H144L142 213H140V211H141V209H140V211H132V212H130L131 214H130V216H129V214L128 215H123V214H125V213H127V212H123V211H120L119 209H118ZM176 211L177 210H175L174 212H175V214H176ZM201 211V212H202ZM216 211V210H215ZM233 211V210H232ZM35 212V213H34ZM56 212V213H55ZM67 212L69 213V214H67ZM82 212V211H81ZM83 212V213H84ZM89 212V213H90ZM92 212H94V211H92ZM91 212V213H92ZM99 212H101V211H99ZM121 212L123 213L122 215H121ZM167 212V211H166ZM178 212V211H177ZM179 212H181V210H179ZM178 212V214H182V213H179ZM183 212V211H182ZM243 212V211H242ZM241 212V213H242ZM248 212H245V215H247V213ZM16 213H17V211H16ZM18 213H20L19 211H18ZM17 213V214H18ZM53 213V214H52ZM17 214H15L16 215V217H17ZM37 214H38V216H37ZM50 214V215H49ZM73 214V213H72ZM71 214V215H72ZM75 214H76V212H75ZM81 214V213H80ZM80 214L78 213V215L80 216ZM105 214H107V212L105 213ZM105 214H103V215H98L97 217H99V218H96V216H95V218L96 219H94V216L92 217V219L96 222V221H98V223H102L103 221H100L99 222V220L100 219H103L102 218V216L104 217V219L106 218L105 217ZM220 214V213H219ZM254 214V213H253ZM56 215H58L57 217H56ZM77 215V216H78ZM91 215V214H90ZM150 215V214H149ZM148 215V216H149ZM152 215H154V213L152 214ZM152 215H150L148 218L149 219H151L153 216ZM215 215V214H214ZM241 215V214H240ZM7 216V215H6ZM14 216V215H13ZM12 216V217H13ZM73 216H76V215H73ZM81 216H82V214H81ZM88 217H89V215H87ZM110 216H111V218L112 219H110ZM147 216V215H146ZM162 216V215H161ZM181 216V215H180ZM195 216V215H194ZM204 216V215H203ZM202 216V217H203ZM206 216H208V215H206ZM217 215H215V217H216ZM219 216V215H218ZM221 217H222V215H220ZM248 216V215H247ZM22 217V216H21ZM42 217V218H41ZM46 217V216H45ZM91 217V216H90ZM164 217H167V214H165V212H164ZM164 217L162 216L161 218L164 220ZM178 217H179V215H178ZM184 217V214L180 217V218H182L184 221H186L185 220V218H183ZM196 217H197V215H196ZM196 217H195V219L194 220H196ZM199 217V216H198ZM26 218V217H25ZM61 218V217H60ZM78 218H80V217H77V220L78 221H80V219H78ZM147 218V219H148ZM207 218V217H206ZM212 218H213V216H212ZM212 218H210V219H212ZM218 218V217H217ZM241 218V217H240ZM255 218V217H254ZM3 219V218H2ZM8 219V218H7ZM6 219V222H8V220ZM13 218H11L10 220L11 221H13L12 220ZM21 219H23V218H21ZM27 219V218H26ZM47 219V218H46ZM46 219H44V221L46 222ZM57 221H56V220ZM73 219V218H72ZM148 219V220H149ZM198 219V218H197ZM202 219H204L205 220V217L204 218H202ZM201 219V220H202ZM222 219H224L223 217H222ZM222 219H220V221H224V220H222ZM264 218H262V220H263ZM15 220L16 219H14V221L13 222H11L12 223V225H13V223L14 224H16L15 223ZM40 220H39V222H40ZM43 220V219H42ZM86 221H87V218L85 219ZM152 220V219H151ZM167 220V219H166ZM166 220H164V222H168V220L166 221ZM188 220H192V218L190 219H188ZM194 220H193V222H194ZM200 220V222H201V224L202 225H204V223H205V221L203 220V223H202V221ZM230 220V219H229ZM233 220H234V218H233ZM26 221H28V220H26ZM36 221V222H35ZM44 221H42V222H44ZM48 221L50 222V218L48 219ZM61 221H62V219H61ZM63 221V222H64ZM68 221V222H67ZM228 220L226 219V221H225V223H227L228 225H226L225 223H223V224H221L220 222V224L224 227V225H226V226H228L229 227V224H230V227L229 228H231L233 225H232V222L230 223H228L227 222ZM0 222H5V220H2V221H0ZM6 222L4 223L5 225H6ZM16 222L18 223L19 222V220L17 221L16 220ZM42 222H41V224H42ZM62 222V223H63ZM77 222V221H76ZM187 222V221H186ZM206 222H207V220H206ZM212 222H214V221H211V223ZM238 222V221H237ZM254 222V221H253ZM10 225H11V223L10 222H8ZM22 221L21 222H19L18 224H21L22 225ZM70 223V224H69ZM170 223H171V225H170ZM180 223H178V224H180ZM195 223V222H194ZM199 223V222H198ZM208 223V222H207ZM207 223H205L206 225H207ZM218 223V224H219ZM239 223V222H238ZM259 224H260V222H258ZM256 224V225H258V227L257 228H259V224ZM3 224V225H4ZM16 225V228H17V226L19 227V225ZM33 224V223H32ZM32 224L30 225V226H32ZM40 224V225H41ZM45 224V223H44ZM46 224L44 225V226H46ZM58 224V223H57ZM168 224V223H167ZM216 224V223H215ZM214 224V226H215V228H216V225ZM263 224H264V222H263ZM4 225V226H5ZM11 225V227H13ZM34 225V224H33ZM36 225V224H35ZM68 225H70L69 227H68ZM82 225V224H81ZM90 225H92V224H90ZM173 225V226H172ZM186 225V226H185ZM192 225V224H191ZM202 225H199L200 227L202 226ZM206 225H205V227H206ZM213 225V224H212ZM9 225L7 224V228H9L8 227ZM23 227H25V225H22ZM29 226V225H28ZM77 226V225H76ZM94 226L96 227V223L94 224ZM105 226V225H104ZM109 227L110 228V230H111V228L112 227ZM208 227L207 228H210V230H212L211 229V227H209L210 225H207ZM217 226H220V225H217ZM221 226V227H222ZM235 226V225H234ZM233 226V227H234ZM261 226H262V223H261V225H260V230L263 232L264 231V229L262 230L261 229ZM5 227V228H6ZM43 227V226H42ZM47 227H45V228H47ZM57 227H58V225H57ZM61 227V226H60ZM75 227V226H74ZM82 227V226H81ZM83 227H84V225H83ZM90 227V226H89ZM94 227V228H95ZM98 227V226H97ZM183 227V226H182ZM222 227V228H223ZM236 227V226H235ZM14 228H15V226H14ZM14 228H12L13 229V231H14ZM21 228V227H20ZM45 228H42L41 229V232H43V229L45 230ZM48 228V229H49ZM72 228V227H71ZM77 228H79V225H78V227ZM103 228V227H102ZM202 228V227H201ZM201 228H199V231H201L200 229ZM204 228V227H203ZM207 228H204L205 230L207 229ZM226 228V227H225ZM263 228H264V226H263ZM4 229V228H3ZM19 229V228H18ZM48 229H46L47 230V235L51 232L52 234L53 233H55L54 231H53V229L52 230H50V232H49V230ZM61 229V228H60ZM59 229V230H60ZM65 229V228H64ZM70 229V228H69ZM88 229V228H87ZM105 229V228H104ZM191 229V228H190ZM204 229H203V231H204ZM224 229V228H223ZM1 230V229H0ZM7 230V229H6ZM15 230H17V229H15ZM23 230V229H22ZM36 230V229H35ZM63 230V229H62ZM94 230H96V229H93V231ZM99 230V229H98ZM105 230H108V229H105ZM109 230V231H110ZM187 230V231H186ZM193 230H194V228H193ZM192 230V231H193ZM198 230V229H197ZM209 229H207L206 231H204V232H206V234H207V231H208ZM210 230L208 231V232H210ZM2 231V230H1ZM0 231V232H1ZM66 231V230H65ZM71 231H72V229H71ZM77 232H79L78 231V229L76 230ZM76 231H75V234H76ZM87 231H89V230H87ZM92 230H90L89 232H91ZM92 231V232H93ZM229 231V230H228ZM260 231V232H261ZM14 232H16V231H14ZM21 233H23L22 231H20ZM20 232H18V230H17V232H16V235H17V233H20ZM40 232V233H41ZM82 232L84 233V231L82 230ZM81 232V233H82ZM91 232V233H92ZM100 232V231H99ZM113 232H114V230H113ZM179 232V236L177 235V236H175V235H173V234H176V233H178ZM203 232V233H204ZM254 232H256V231H254ZM262 232H261V235H262ZM20 233V234H21ZM39 233V232H38ZM50 233V234H51ZM60 234H61V231L59 232ZM58 232H57V234L58 235H60ZM63 233L64 232H62V235H63ZM72 233V235L71 236H73V231L71 232ZM70 233V234H71ZM86 233V232H85ZM90 233V234H91ZM188 233V234H187ZM193 233L195 234V232L193 231ZM197 233H199V232H197ZM48 235L49 237L51 236V235ZM67 234H68V231H67ZM96 234V233H95ZM187 234V235H186ZM205 234V233H204ZM205 234V235H206ZM209 234V237H210V233H208ZM207 234V235H208ZM258 234V233H257ZM256 233L254 234V235H257ZM263 234H264V232H263ZM6 235V234H5ZM11 235V234H10ZM57 235V236H58ZM76 235H78V233L76 234ZM75 235V236H76ZM188 235V236H189ZM207 235H206V237H207ZM13 237H14V235H12ZM12 236H10V238L12 237ZM19 236V234L17 235V237ZM34 236H36V235H34ZM43 236V235H42ZM41 236V237H42ZM55 236V235H54ZM64 237L66 236L65 234L63 235ZM79 236V235H78ZM81 236V235H80ZM79 236V238H81ZM87 236H89L90 238H91V235H87ZM239 235H237V237H238ZM244 236L245 237H247V236H249V237H247V238H245L246 239V241L248 242L249 240H250V235H245L244 234ZM0 237H3V236H0ZM45 237V236H44ZM59 237V236H58ZM60 237H62V236H60ZM77 237V236H76ZM76 237H73V238H76ZM85 237V236H84ZM88 237V238H89ZM94 237H96V236H94ZM98 237V239H99V237L100 236H97ZM191 237V236H190ZM194 237V236H193ZM191 237V238H186V237H184L185 238V242H191V243H193V241H196L195 240V238L196 237ZM203 237V239H204V235L202 236ZM234 239L236 238V236L234 237V236H232ZM9 238V239H10ZM33 238V237H32ZM39 238H40V235H39ZM46 238L48 239V237L46 236ZM55 239H56V236L54 237ZM66 238H67V236H66ZM71 238V237H70ZM78 238V239H79ZM173 238H172V241H173ZM177 238H175V239H177ZM184 238H182L183 240H184ZM249 238V239H248ZM258 238H259V236L257 237V240H258ZM5 239H6V237H5ZM44 239V238H43ZM42 238H41V242H42V244H41V242H39L41 245H42V247L44 246L43 245V240ZM51 239V238H50ZM69 239V237L66 239V241ZM178 239H180V237L178 238ZM181 239V240H182ZM210 239V238H209ZM234 239H231V243H233L234 241L236 242V240H234ZM237 239V238H236ZM242 239V238H241ZM37 240V239H36ZM35 240V241H36ZM60 240H62V239H60ZM65 240V239H64ZM73 240H75V239H73ZM104 240H106V239H104ZM169 240V239H168ZM187 240V241H186ZM191 240V241H190ZM222 240V239H221ZM234 240V241H233ZM239 240V239H238ZM237 240V241H238ZM9 241V240H8ZM7 241V242H8ZM17 241H18V238H17ZM34 241V242H35ZM46 242H47V240H45ZM48 241H49V239H48ZM55 241V240H54ZM76 241V240H75ZM82 241H84L83 239H82ZM170 241V243H171V240H169ZM198 241V240H197ZM215 241H217V240H215ZM227 241V240H226ZM233 241V242H232ZM245 241V243H247ZM15 242H16V240H15ZM34 242H33V244H34ZM59 242H62V241H59ZM77 242V241H76ZM79 242V241H78ZM86 243L85 244H87V243H89L88 244V247H89V249L91 250V252H92V254L91 255H95L94 256V258H95V261L93 262V264H141V262H143V260L139 263V256L138 255H134L135 257L133 258V256L131 255L129 258H130V260L128 259V260H125V258H121V257H119V259L117 258V257H115V258H111V256L112 257H114V254L115 253H112V250H110L111 248H113L114 246H115V248H118V246L120 245V242L121 241H117V243L119 244V245H117V247H116V245H115V240L113 241V243H111V242H109V243H103V242H106V241H103V239H102V242H100L99 243V240L97 241V243H96V241H95V244L93 243V244H91L90 243V241H88V240H86L85 241ZM108 242V241H107ZM174 242H176V241H174ZM188 242V243H189ZM213 242V241H212ZM228 242V241H227ZM259 242V241H258ZM264 242V241H263ZM2 243V242H1ZM48 243V242H47ZM82 244L83 242H79L78 244L76 243V245H77V247H78V245L79 244ZM99 243V244H98ZM148 243H145V244H148ZM194 243H196V242H194ZM238 243V242H237ZM241 243H242V240H241ZM25 244V243H24ZM35 244H37V241H36V243ZM46 244V243H45ZM58 244V243H57ZM80 244V246H83L84 245V243L81 245ZM103 244V245H106V244H112L111 245V248L108 250V246H101V245ZM114 244V245H113ZM151 244V243H150ZM150 244H148V247L147 248H149V249H151V248H155L157 245L155 244V245H151V247H149L150 246ZM173 243H171V245H172ZM190 244V243H189ZM248 244H250V243H248ZM263 245H264V243H262ZM261 244V245H262ZM14 245V244H13ZM21 245V244H20ZM38 245V244H37ZM41 245H40V247H41ZM47 245V244H46ZM46 245H45V247H46ZM53 245V244H52ZM51 244L49 245V247L50 246H52ZM63 245V244H62ZM91 245V246H90ZM95 245H100L101 247H102V249H103V251H102V249L101 248H99V247H97V246H95ZM121 245H122V242H121ZM169 245V244H168ZM173 245H175V243L173 244ZM173 245L170 247V250H172V247H173ZM177 245V244H176ZM175 245V246H176ZM233 245V244H232ZM241 245H243V243L241 244ZM251 245V244H250ZM1 246V245H0ZM3 246V245H2ZM1 246V247H2ZM6 246V245H5ZM56 246V245H55ZM69 246V245H68ZM79 246V247H80ZM96 247L95 249H94V253H93V248L92 247ZM143 246V245H142ZM158 246H159V244H158ZM174 246V247H175ZM180 246V245H179ZM258 246V245H257ZM26 247H27V244H26ZM39 247V248H40ZM91 247V248H90ZM140 247V246H139ZM139 247H137L138 249V251H140V250H142L141 248H139ZM173 247V248H174ZM252 247V246H251ZM256 246L254 245V247H252V248H249L250 250H249V255H247L246 254V256H245V254L244 253H242V252H244V251H242L240 254H242V255H244L243 257L245 258V259H247L248 258V256H249V258H250V261H249V263L251 262V264H260V260L261 259H259V253H258V248L256 249L255 248ZM9 248V247H8ZM20 248V247H19ZM38 248V249H39ZM47 248H48V246H47ZM52 248V247H51ZM50 248V249H51ZM84 248V247H83ZM87 248V247H86ZM86 248H84V249H86ZM119 248H120V251H121V246H119ZM118 248V249H119ZM145 248H146V245H145ZM169 248V247H168ZM237 248V247H236ZM264 247L262 246V249H261V252L262 253H264V249H263ZM1 249V248H0ZM37 249V250H38ZM66 249V248H65ZM68 249H69V247H68ZM72 249V248H71ZM75 249V248H74ZM77 249V248H76ZM79 249V248H78ZM81 249V248H80ZM98 249H99V251H98ZM101 249V250H100ZM117 249V250H118ZM156 249V248H155ZM154 249V250H155ZM216 249V248H215ZM242 249V248H241ZM244 249V248H243ZM242 249V250H243ZM3 250V249H2ZM6 250V249H5ZM4 250V251H5ZM34 250V249H33ZM32 250V251H33ZM88 250V248L85 250V251H87ZM89 250V251H90ZM146 250V249H145ZM152 250V249H151ZM234 250V249H233ZM236 250V249H235ZM248 250V249H247ZM3 251V252H4ZM12 250H10V252H11ZM21 251H23V249L21 250ZM31 250L29 251V253L30 252H32ZM57 251H59V249H57ZM69 251H71L70 249H69ZM75 250H73V252H74ZM77 251V250H76ZM75 251V252H76ZM79 251V250H78ZM147 251V250H146ZM157 251L158 250H155V253H157ZM180 251H181V249H180ZM239 251H241V250H239ZM246 251V250H245ZM3 252H1V250H0V264H12V262H10V261H12L13 259H11L9 256L11 255H9L8 253H7V250H6V253H7V255H9L8 257L11 259H9L8 258V260H10V261H8L7 259H5L2 255H3ZM13 252V251H12ZM37 252V251H36ZM49 252H50V250H49ZM49 252H47V253H49ZM82 252V251H81ZM88 252V251H87ZM90 252V253H91ZM140 252H142V251H140ZM143 252H145V251H143ZM142 252V253H143ZM149 252V251H148ZM228 252V251H227ZM233 252H235V251H233ZM232 252V253H233ZM26 253V252H25ZM68 253H70V252H68ZM89 253V254H90ZM97 253V254H96ZM100 253V254H99ZM117 254H118V252H116ZM180 253V252H179ZM247 253V252H246ZM5 254V253H4ZM21 254V253H20ZM28 254V253H27ZM27 254L25 255V257L27 256ZM60 254L62 255V253H61V251H60ZM70 254H72V253H70ZM70 254H68V255H66V256H70ZM74 254V253H73ZM78 253H76L75 255H77ZM80 254V253H79ZM82 255H84V254H86V252L85 253H81ZM144 254V253H143ZM143 254H142V257H143ZM146 254V253H145ZM152 254V253H151ZM151 254H148V255H146V257L147 256H149V255H151ZM154 254V253H153ZM152 254V255H153ZM226 254H228V253H226ZM230 254V253H229ZM239 253H237V254H235V253H233V255H228V257L229 258H226V260L225 259H222V261H224V262H227V260L229 259L230 260V263L231 264H244V260H243V258L242 257H240L241 255H240ZM6 255V256H7ZM24 255V254H23ZM32 255V254H28V256H27V258L29 257V258H31L30 256ZM49 255V254H48ZM63 255H64V249H63ZM63 255H62V259H63ZM119 255V254H118ZM125 255V254H124ZM156 255V254H155ZM186 255V254H185ZM225 255V254H224ZM263 255V254H262ZM15 256H16V254H15ZM15 256H13V258H16ZM58 257V255H57V252H56V255L54 256V257ZM66 256H65V258H66ZM73 257H74V255H72ZM72 256H71V258L70 259H72ZM81 256V255H80ZM85 256H87V258L88 259H90L91 258V256H90V258L88 257V255H85ZM145 256V255H144ZM162 256V255H161ZM20 257H22L23 258V256L21 255ZM36 257H38L37 255H36ZM52 257V256H51ZM53 257V258H54ZM67 257V258H68ZM78 257V256H77ZM124 257V256H123ZM132 257V258H131ZM145 257V258H146ZM231 257V258H230ZM247 257V258H246ZM261 257V256H260ZM43 258H45V256L43 257ZM43 258H40L39 257V259H42L43 260ZM50 258V255H49V257L47 258V259H49ZM53 258H52V260H53ZM64 258V259H65ZM83 257H81L80 258V260L82 259ZM128 258V257H127ZM144 258V257H143ZM154 258H155V263L157 262L156 261V256H154ZM154 258L153 257H148V259L147 260H149V261H153L154 260ZM170 258V257H169ZM223 258V257H222ZM21 259V258H20ZM19 258H18V260H20ZM25 259V258H24ZM38 259V258H37ZM38 259V260H39ZM46 259V260H47ZM92 259V258H91ZM136 259V260H135ZM162 258H160V256H159V259L158 260H161ZM218 259H219V257H218ZM242 259V260H241ZM33 260H36V258L34 259L33 258ZM41 260V261H42ZM45 260V259H44ZM45 260V262L43 261V263L39 260V262H41L40 264H45L46 262H48L49 261V263L48 264H55L56 262H51L50 263V259L49 260H47L46 261ZM51 260V261H52ZM55 260H57L56 258L54 259V261ZM58 260H59V258H58ZM61 260V259H60ZM75 260H78V261H75ZM84 260V259H83ZM83 260H81V263L83 262ZM145 260V259H144ZM169 260V259H168ZM168 260H167V258H166V260L164 261V263H166V261H167V263H168ZM16 260H14L13 262H15ZM25 261V263H26V260H24ZM32 261V260H31ZM68 261V260H67ZM66 261V263L68 264V262ZM73 264H75V263H77V264H81L80 263V261H79V258L77 259H75V258H73ZM75 261V262H74ZM88 261V260H87ZM217 261V260H216ZM216 261L213 263V261H212V264H215L216 263ZM221 261V260H220ZM248 261V260H247ZM264 261V260H263ZM262 261V262H263ZM9 262V263H8ZM18 262H20V261H18ZM29 262H30V260H29ZM28 262V263H29ZM58 262V261H57ZM60 262V261H59ZM148 262V261H147ZM245 262H246V260H245ZM261 262V263H262ZM17 263V262H16ZM15 263V264H16ZM21 263H23V262H20V264ZM34 263V262H33ZM32 263V264H33ZM66 263H64V264H66ZM85 263V262H84ZM91 262H89V264H90ZM154 263V264H155ZM161 263H162V261H161ZM160 263V264H161ZM163 263V264H164ZM166 263V264H167ZM227 263H229V261L227 262ZM226 263V264H227ZM35 264H38V262L37 261H35ZM71 264V263H70ZM83 264V263H82ZM86 264V263H85ZM92 264V263H91ZM146 264V263H145ZM168 264H170V263H168ZM225 264V263H224ZM246 264H248V262L246 263ZM263 264V263H262Z\"/></svg>","mask_w":264,"mask_h":264},{"label":"rangeland","instance_id":"2","mask_svg":"<svg viewBox=\"0 0 264 264\" xmlns=\"http://www.w3.org/2000/svg\"><path fill=\"white\" fill-rule=\"evenodd\" d=\"M86 2H88V0H85ZM131 1H133V0H130L129 1V3L131 2ZM134 1H136V2H133V4H136V7H137V9H135V6L134 5H132L131 3V5L133 6H129V8L130 9H128V6L127 5H124V7H125V9H128L126 12H124L123 11V7H121V9H116L118 12H115L116 10L113 8L112 9V7L110 8V7H105V8H101V11H100V13H99V18H100V16H102V14L101 13H103V16H107L108 14H109V16L110 17H108L109 19H111L112 17V15H113V17L115 16V14L116 13H118L119 15L121 14L120 12H122V14L127 18V20L128 19H132V18H134V14L135 13H137V12H140V14H139V18H137V21H138V27H139V29H151V27L150 26H157V23H156V21H158V20H161V19H159V17L157 16L158 14H160L159 16H161V18H163V16H167V14H169V13H167V12H171V13H173L172 14V16H170V17H174V10H172V8L170 9V8H168V7H171L172 6V0H155V1H153V6L152 5H149V6H146V5H144L147 1H145L144 2V4L142 5L140 2L141 1H139V0H134ZM157 1H158V3H157ZM161 1V2H160ZM194 2H196V3H198V0H193ZM152 2V1H151ZM154 2H156V3H154ZM160 2V3H159ZM139 4V5H138ZM159 4H161L160 6H159ZM164 6H163V5ZM170 4V5H169ZM139 6V7H138ZM142 6V7H141ZM144 7V8H143ZM106 8H110V9H108V10H110V12L108 11V13H107V15H105L106 14V11H107V9ZM160 9V10H159ZM167 9V10H166ZM170 9V10H169ZM197 9V10H196ZM196 9H194V13H196V11L197 12H199V8L198 7H196ZM145 10V11H144ZM104 11V12H103ZM113 11V12H112ZM130 11V12H129ZM154 11V12H153ZM115 12V13H114ZM132 12H133V14H132ZM142 12H143V14H142ZM111 13V14H110ZM146 13V14H145ZM162 13H163V15H162ZM170 13V14H171ZM132 14V15H131ZM145 14V15H144ZM148 14V15H147ZM210 15H212L211 16V18H210ZM209 15V19H208V22H210L211 24H213L214 22H216L219 18H220V15L218 14L217 15V13L216 14H214V12H212L211 14ZM123 16V17H124ZM129 16V17H128ZM141 16V17H140ZM155 16L157 17V18H155ZM176 16V15H175ZM215 16H216V18H215ZM80 17H82V16H80ZM80 17H78V18H80ZM213 17V18H212ZM101 19V18H100ZM106 19V18H105ZM139 19V20H138ZM107 20V19H106ZM112 20V19H111ZM155 20V21H154ZM211 20V21H210ZM102 21H104V19H101V21L100 22H98V23H101ZM155 22V23H154ZM110 23H111V25H113L114 24V26H116L115 25V23L117 24V22L116 21H107V22H104V25H103V23H101V24H99V25H101V27H102V25H103V28H105L104 26H106V25H108L109 24V27L111 26L110 25ZM113 23V24H112ZM154 23V24H153ZM171 23H174V25L172 24V26H175L176 25V23L175 22H169L168 23V25L170 26L171 25ZM106 24V25H105ZM153 24V25H152ZM169 27L168 28V33L169 32H171V31H177V27ZM93 27H94V25H93ZM176 28V29H175ZM170 29V30H169ZM172 29H175V30H172ZM166 33V32H165ZM157 35V33L155 34V37H159L160 38V36H156ZM159 35H161V34H159ZM166 35V34H165ZM162 37L164 36V35H161ZM151 37H153L154 38V40H156L155 39V37L154 36H151ZM150 37V38H151ZM161 37V38H162ZM126 38H128V37H126ZM159 38H158V40H159ZM149 39V38H148ZM147 39V40H148ZM133 41H135V39L133 38ZM137 41V40H136ZM146 41V40H145ZM152 41H153V39L151 40V43H152ZM161 40H159L158 42H160ZM132 41H130V43H131ZM142 43V42H141ZM140 43V44H141ZM145 45H147L148 43L149 44H151L150 42H148L147 44H146V42H143ZM153 43H154V41H153ZM133 44V43H132ZM135 44H136V42H135ZM155 44H157V43H155ZM160 44H162L161 42H160ZM160 44H157V45H160ZM153 45V44H152ZM162 46H163V44L160 46V49H157L156 50V48H153V47H150V48H152L153 50H156V51H154L155 52V54H153L154 52H153V50L152 49H149V48H147L146 46H144V47H146V48H144V47H141V49H142V51H143V49H149V51L148 52H142L141 50H140V54L143 56V53L145 54H147V55H145L146 56V58H144V57H142L141 59H140V61H142V62H139L138 64H137V60H138V58H134V57H136V53L138 52L137 50H139V48H138V45H137V47L136 48H138V49H131L130 51L132 52L133 50H134V54H133V56L131 55V52H130V59H132L131 61L130 60H128V62L130 63V64H133L132 65V67H131V65L127 62L125 65H124V68H126V67H129V69H131V71L129 70V72L131 73L132 72V69L134 70L135 69V67H139L138 69L140 70V72L138 71V72H135V74H131V75H133V77L134 76H136V73H137V75H139L140 73L142 74V72L144 71V70H147V67L149 68L150 67V64H152V60L154 59V62L157 60V63L156 64H154L153 66H157V65H159L160 64V66H163V64H164V62L163 63H159L158 61H159V58H161L162 59V56L164 55H167L166 54V52L165 51H163L161 48H162ZM135 47H133V48H135ZM157 47H159V46H157ZM135 51H137V52H135ZM160 53V55L161 56H159V58L157 59L156 58V55H157V53ZM133 53V52H132ZM150 53H152V54H150ZM159 53H158V55H159ZM152 55V56H151ZM163 56V57H164ZM133 57V58H132ZM149 57V58H148ZM166 57V56H165ZM164 57V58H165ZM150 58H152L151 59V61H150ZM156 58V59H155ZM146 61H145V60ZM143 60H144V62H143ZM163 60V59H162ZM160 62H161V60H160ZM147 63V64H146ZM135 64H137V66L135 65ZM162 64V65H161ZM261 62L259 63V65H258V67H261ZM139 65V66H138ZM142 65H144V67L142 66ZM147 67H146V66ZM134 67V68H133ZM262 67L264 68V64H262ZM140 68H142V69H140ZM171 66H170V72H171ZM129 72H128V74H129ZM144 73V72H143ZM155 73H156V71H155ZM124 74H126L125 73V71H124ZM171 74H172V72H171ZM131 75H128L127 76V79H128V77H129V80H130V78H131ZM263 77L261 78V75L259 76L260 77V85H262V87L264 86V84H263V82H264V75H262ZM132 77V78H133ZM33 80H32V84L33 85H36V86H34V87H32L31 89H33V88H36V89H33L31 92H25V93H27V96H26V98L27 99H25V105H26V107L28 106L29 107V105L31 106V107H33V108H31L30 107V109L32 110V111H29L30 113H28L27 112V114H19L18 115V117H15V116H13V119L11 120L10 119V117H8V116H5V119L2 121L3 122V125H2V127H1V131H0V134L2 133V136H0V146H2L3 148H2V150H1V147H0V190H2V191H0V208L2 207H7V208H9L11 205H10V203L11 204H13V205H15L16 206V203L14 204L13 203V200H14V198H16V197H18L19 195H20V197H21V195H24L26 192H27V194H28V192L31 194V190L33 189V191L32 192H37V190L39 191V195H34V193L32 194L33 195V197H32V195H31V197H29V194L28 195H26L25 197L27 198V200L25 199V201L27 202H25V201H23L24 199H22L21 201H23V203H24V205H22V203L19 201V202H17L18 204L19 203H21L20 205H21V209L22 208H24L23 206H25V203L26 204H28V200H29V204L27 205V207H30V208H24V209H22V212H21V209H20V205L19 206H17V207H14V209L15 210H12L13 212L15 211V213L12 215V214H7L8 213V211H5V212H7V213H5L4 214V217H1L0 218V221H2V220H5V222H6V219L8 220V222H13L14 221V219H16L17 221L19 220V222H23L22 223V225H25V227H23L21 224H18L17 222H16V220H15V223L16 224H14L13 223V225L15 226V228H14V226L12 225V223H11V225L13 226V227H11V225L8 223V222H6V225L4 224L5 222H0V229L2 230H0L1 232H0V236H3V237H0V245L2 246H0V250H1V252H3L5 249L7 250V253L10 255H7V253H6V250L3 252V257L5 258V259H7L8 260V258L10 257L11 259H13L12 261H10V260H8V261H10V262H12V264H15L16 262V264H20V262H23V263H21V264H32L33 262V264H35V261H37L38 262V264H40L41 262L43 263V261L45 262V260L49 257V255H50V263L51 262H56L55 264H64V263H66V261L68 262V264H73V258H79V261H80V263H81V260H83V264H89V262H91L92 264H93V262L95 261V258H94V254L93 255H91L92 254V252H91V250L89 249V247H88V244L89 243H87V244H85L86 242V240H88V241H90V243L91 244H95V241H96V243H97V241L99 240V243L100 242H102V239H103V241H106V242H103V243H109V242H111V243H113V241L115 240L116 242H115V245H116V247H117V245H119L118 243H117V241L119 240V241H121L122 242V245H121V242H120V245L119 246H121V251H120V248H119V246H118V248H115V246L113 247V248H111V245L112 244H106V245H103V246H108L109 248H108V250L110 249V250H112V253H115L114 254V257H112L111 256V258H115V257H117L118 259H119V257H121V258H125V260H130V256L132 255L133 256V258L135 257L134 255H138L139 256V263L143 260V262H141V264H154L155 263V258H154V256H156V263L155 264H160L161 263V261H162V263L161 264H163L164 263V261L166 260V258H167V260H168V263H170V264H212V261H213V263L216 261V263L215 264H226L228 261H229V263H227V264H231L230 263V260L228 259L227 260V262H224V261H222V259H225L226 260V258H229L228 257V255H233V253H235V254H237V253H241L242 251H244V252H242V253H244L245 254V256H246V254L247 255H249V248H252V247H254V245L256 246L255 248L257 249L258 248V253H259V259H261L260 260V264H264V253H262L261 252V249H262V246L264 247V245L262 244V243H264L263 241H264V234H263V232L260 230V225H261V223H262V226H261V229L263 230L264 228H263V226H264V224H263V222H264V219L262 220V218H264V194H263V190H264V183L262 184L261 182H260V180L258 181L256 178H258V179H260V177L258 176V174H260V173H263L264 172V169H263V166H264V160H262V162L260 161V162H258V159L259 158H262V156L261 155H263V148L262 147H260L259 145H255L254 143V145L252 144V146L250 147V150H252L253 151V153L252 154H256V156L258 157L257 158V162L256 161H253L254 159H252V160H249L248 162L250 163V165H248L247 164V160H246V164L248 165V167L247 166H242V164L244 163V161H243V163L241 164H238V166L236 167V168H233V171L231 172L233 175L235 174V173H233V172H235V170H237V171H240V173H238V175L235 177V175L233 176L232 174L230 175V177H231V179H232V181L233 180H235L234 178H236V182L238 181V179L240 178V177H238V176H240L239 174H241L242 172V170L244 171L245 169L247 170H245V172H243V175H245L244 177H243V175H242V178H240L239 180H241V183L243 182H245V181H247V182H249V181H251V179L254 177L255 179L254 180H252L251 181V183L249 182V184L248 183H246L245 182V184H247V185H245V186H242L243 184H241L240 183V181L238 182V183H240V185L238 186V183H237V185H235L234 184V186L233 187H236V188H233V189H235V191H231L232 192V194L234 193L235 195H236V193H240V195L238 194V196H239V198H238V196L237 197H233V195L231 196V192L229 193L230 194V197H229V194H227L228 192H229V190L227 191V189L228 188H230V190H233L232 189V187L230 186L229 187V185L227 186V184L228 183H230V181L229 180H231V179H229L228 181V183H224V184H222L219 188L218 187H216V191L214 192V188L215 187H213V190H211V186H209V183H211L212 182V180L213 179H211V177L212 176H216V174H217V176L215 177V179L217 180V178H219V174L221 175L222 174V171H223V165L225 164V163H223V164H221V165H219V162H220V160L221 161H223V160H225L224 158L226 157V154L228 155V153H226V154H223V153H225L224 152V150L227 152V150H228V152L229 151H232V150H234L235 148L237 149H239V151L240 150H243L244 152H245V155L247 154V149H246V147H245V149H243L244 147L242 146V148H241V145H239V143L241 142V140H242V138H245V140H248V139H252L251 141H253V139H255L257 142H259V141H262L263 139H264V136H261L262 135V133L260 132V130L258 129V124H256V123H260V124H262L261 123V120H262V116H263V114H262V116L260 115V118L259 117H257V119L258 120H260V121H258L257 120V122L255 123V122H249V120L248 119H244L243 121H239L238 120V123L236 124V127H237V131H240V132H242L243 133V131L246 129V131H244V133L243 134H246L247 133V135H238L236 132L235 133H233L232 131V128H230V127H233V123H231V118H232V112L234 111V110H236V107H233V105H231L230 107L232 108V110L230 109V107H229V109H226L225 110V103H224V106H221V100H223L224 99V97H227V98H230L231 99V97L232 96H229V93H228V91L229 92H232L231 90L233 89V87L231 86V85H225V86H223V88H222V86H220V90H221V88L223 89V90H219V96H214V98L212 97L213 96V93H211V94H209V96H210V98L212 97V102L210 101H208L209 100V97H208V95H207V97H208V99H207V102H209V104H208V106H207V108H211V110L210 111H208L207 110V108H206V105H205V108H203L204 106L202 105V104H199V102L198 103H196L197 105L196 106H198V107H196L195 109H194V106H195V103H194V106H192V105H190V104H188L187 102L185 103L184 101H182L181 100V98H180V96L178 95V91L176 92V91H174V89L173 88H171V90L173 89V91H171V90H167L168 92L169 91H171L172 92V94H170V96H168L169 98L167 99V96L166 97H164L163 99H160L159 101H163L164 103H167V102H169V101H171L170 99H172V102L170 103H168V105L167 104H165V105H167L166 107H168V108H166L165 107V105H163V104H160V106L158 107V106H156L155 104V99H154V97H157V96H153V99L155 100L154 102H151V100L153 101V99L151 98V100H150V102L151 103H149L148 101H147V98H142V97H144V94L142 93V91H139V92H141V93H139L138 92V97H137V94L136 95H134L133 94V100H132V102H134L136 105H132V104H134V103H132L131 105H130V112L129 113H131V114H128V115H126V120L127 121H129V120H131V118L133 117V115H134V111H138L139 113H140V115L142 116L143 115V117L145 118V116L147 117L148 115H147V113H148V111L150 110L151 112H149L148 114L150 115V116H148L149 118L152 116V114L154 115V114H156V112L157 111H159L160 113H162L161 114V116H159L158 117V115H160V113L158 112V114H156L157 115V117L159 118V119H157V118H152V119H157L156 121H153V120H151V118L150 119H148V117L147 118H145L144 119V121H143V127H139L138 129H136V131H134L133 132V137L132 138H130L128 135H126V136H124L123 138H122V133H121V131H119V126L117 127V132L114 134V138H111V137H108L109 136V133H110V131H111V129L110 130H108V131H106V130H102V129H100L99 130V132H96V127L95 126H93L92 125V123L94 122L92 119H90V110H91V107L90 106H88L87 107V105H84L85 107H87L88 109H89V111H88V109L86 108H83L82 106V108H83V110L81 109V107H80V110H79V112L80 113H83L84 115H83V117L85 118L84 120L85 121H91L90 123H89V126H85L84 125V122H82L81 123V125H82V127H81V125H79V126H74V127H72L73 125H76L77 124V120H76V118H75V116H74V114L72 113L71 115H73V116H71L70 115V113H66L64 116H66V117H64L63 116V118H66L65 120L63 119L62 120V123H63V127H59V130H58V132H56V131H53V130H46V132H43L42 130H40V129H35V131L37 132L38 131V133H34L35 131H24L25 130V128H28V129H30V125L32 124V122L34 123V122H36L35 120H38V118L40 119V120H42L43 122H47L48 124H49V120H50V117H48L49 115H47V114H49L51 111H52V109H53V104L52 103H47V102H44L43 101V98H45V97H47L48 96V93H47V85H45L44 84V82H43V80H42V78L41 77H39V76H37L36 77V75H34L33 77ZM35 79H36V82L34 83V81H35ZM88 79H89V77H88ZM258 81H259V79H257ZM255 81V82H257L258 83V81ZM40 81V82H39ZM38 82V83H37ZM88 83V85H86L87 87L89 86V84L91 83V86H89L88 88H86V90L84 89V87H80V88H83L84 90H85V93H89L90 91H91V89H92V86H93V80L91 79V82L88 80L87 81ZM42 86V88H40L41 86ZM232 84V83H231ZM242 83H240V85H241ZM259 84V83H258ZM91 87V88H90ZM185 87V86H184ZM183 87V88H184ZM260 88V90L261 89H264V87L263 88ZM80 88H77V93H78V89L80 90ZM149 88V87H148ZM227 88H230L231 90H228ZM252 88V89H251ZM150 90H151V88H149ZM185 89V88H184ZM250 89L254 92V94H255V96H257V98L259 99V100H262V98H263V95H264V92L261 90V92H260V90L258 91V92H255V87L254 86H251L250 87ZM90 90V91H89ZM226 90V91H225ZM43 93H42V92ZM166 91V93H168ZM39 92H41V94H42V97H40L39 96ZM170 92V93H171ZM28 93H31L33 96H34V93H35V95L37 94L38 95V97H39V101H40V103H42V104H40V108H39V102L37 101V98L36 99H34L33 97H31ZM133 93V92H132ZM223 93V94H222ZM78 94H80V93H78ZM82 94V93H81ZM169 94V93H168ZM167 94V95H168ZM175 94V95H174ZM216 94H218V92L216 93ZM24 95H26V94H24ZM44 95V96H43ZM212 95V96H211ZM29 96V97H28ZM229 96V97H228ZM135 97H137V98H135ZM171 97V98H170ZM173 97V98H172ZM220 97H222V98H220ZM139 98H141V99H139ZM42 99V100H41ZM137 99H139V101H138V103H137ZM144 99L146 100V102L144 101ZM157 99V98H156ZM189 99H190V96H189ZM234 99H235V97H233L232 98V100L234 101ZM264 99V98H263ZM178 100V101H177ZM159 101H156V102H159ZM181 101V102H180ZM219 101H221V102H219ZM223 101H226V108L228 107V104L230 103L229 101V103L227 102V100L226 99H224ZM36 102H37V104H36ZM85 102H86V100H85ZM182 102H184L183 104H185V106L182 104ZM188 102H190L191 103V101H188ZM140 103V104H139ZM144 103V104H143ZM162 103V102H161ZM181 104V106H179L180 104ZM253 103H256L255 101L253 102ZM29 104V105H28ZM35 104V105H34ZM137 104H139V105H137ZM169 104H171V106H169ZM175 104V105H174ZM233 104V103H232ZM262 104V102L260 103V110L259 111H261L263 108H264V104L263 105H261ZM37 105V106H36ZM68 104H67V102L64 100V103H63V106H62V108L64 109V112H65V110H67V109H69V108H72L71 107V105H70V107H69V105L67 106ZM102 105H104V103H102ZM145 107V108H143V106ZM150 105H151V107L152 108H150ZM223 105V104H222ZM250 105H252V103H249V106ZM48 106V107H47ZM52 106V107H51ZM133 106L135 107V108H133ZM141 106H142V111H139V108L138 107H140V109H141ZM155 106V107H154ZM162 106H164V107H162ZM172 106H174V108L172 107ZM185 108H184V107ZM187 106H188V108H187ZM191 106V107H190ZM127 107V106H126ZM148 107H149V110H148ZM154 107V108H153ZM180 107V108H179ZM202 107V109H200ZM221 107H223V108H221ZM253 107V106H252ZM47 108V109H46ZM164 108H166V109H168V111L166 110V109H164ZM233 108H235V109H233ZM249 109H250V107H248ZM34 109H35V111H34ZM36 109H39V110H36ZM157 109H159V110H157ZM164 109V110H163ZM185 109V110H184ZM205 109V110H204ZM222 111H221V110ZM40 110H41V112H40ZM85 110L87 111L86 113H85ZM157 110V111H156ZM164 112H163V111ZM220 110V111H219ZM228 110H230L229 112H228ZM254 110V109H253ZM39 113H37V112ZM165 111H166V113H165ZM170 111H172L171 113H170ZM184 111H185V113H184ZM195 111V112H194ZM204 111V112H203ZM213 111V114L211 113ZM46 114H45V113ZM69 112V111H68ZM133 112V113H132ZM147 112V113H146ZM154 112V113H153ZM206 112V113H205ZM226 112H228V113H226ZM255 112H258V110L256 109V111ZM89 113V114H88ZM178 113V114H177ZM184 113V114H183ZM191 113H194V115L192 114V116L190 115ZM208 113V116H206V114ZM31 114H33V115H31ZM88 114V115H87ZM163 114H165V115H163ZM227 114V115H226ZM27 115V116H26ZM70 115V116H69ZM131 115V116H130ZM170 115H172L171 117H170ZM178 115V116H177ZM187 115V116H186ZM198 115H199V117L200 118H198ZM217 116V119L215 120V117ZM20 116V117H19ZM25 116V117H24ZM33 117V119H29V117ZM42 116V117H41ZM88 116V117H87ZM215 116V117H214ZM15 117V118H14ZM23 117V118H22ZM30 117V118H31ZM47 117V118H46ZM72 117V118H71ZM100 117L101 118H104L105 117V120H107V124H110V122H111V117L107 114L106 116H105V113H102V115H100ZM131 117V118H130ZM187 117V118H186ZM207 117V118H206ZM223 117V118H222ZM227 117V118H226ZM87 118H89L88 120H87ZM108 118V119H107ZM204 118H206V121H204L205 119ZM211 118V119H210ZM19 119V120H18ZM21 119V120H20ZM25 119H27V120H25ZM29 119V120H28ZM69 119H71V120H69ZM72 119H73V121H72ZM170 119V120H169ZM187 119V120H186ZM200 119V120H199ZM177 121V122H175L174 123V121ZM11 121V122H10ZM16 121V122H15ZM17 121H18V123H17ZM26 121V123H24ZM64 121H65V124H64ZM67 121V122H66ZM69 121H72V122H69ZM154 122V124H155V126H154V124H153V122ZM198 121H200V122H198ZM215 121H216V123H215ZM7 122H8V125H6L7 124ZM31 122V123H30ZM74 122H75V124H74ZM159 122V123H158ZM162 122V123H161ZM173 122V123H172ZM233 122V121H232ZM17 123V124H16ZM24 123V124H23ZM164 123V124H163ZM200 123V125H198ZM231 123V124H230ZM10 124H13V126L12 125H10ZM27 124V125H26ZM87 124H88V122H87ZM90 124H91V126H90ZM205 124H206V126H205ZM223 124H225V126H227V128H228V132L230 133V135H229V133L227 132V130H225V132H223V130H224V128H223ZM16 125V126H15ZM44 125H46V124H44ZM198 125V126H197ZM244 125H246L245 127H243ZM252 125V126H251ZM11 126H12V128H13V130H12V128H11ZM22 126H24V127H22ZM152 126V127H151ZM183 126H185V127H183ZM206 127V129H203L202 127ZM10 127V128H9ZM21 128L22 130H23V132H22V136H21V133L20 132H15V130H17L18 128ZM75 127H76V129H75ZM81 127V128H80ZM170 127H171V130H170ZM204 127V128H205ZM257 127V128H256ZM9 128V129H8ZM24 128V129H23ZM31 128H34V126L33 125H31ZM67 128V129H66ZM91 128V129H90ZM93 128V129H92ZM153 128V129H152ZM191 128V129H190ZM222 128H223V130H222ZM256 128V129H255ZM4 129V130H3ZM7 129V130H6ZM75 129V131L74 132H77L76 130L78 129H81V130H79L78 131V133H71V132H68L69 130H74ZM151 129V130H150ZM189 129V130H188ZM214 129V130H213ZM249 129H250V131H251V133H249L250 131H249ZM251 129H254V130H256V131H258L259 133H260V136L258 137V136H256L255 134H253L252 133V131L253 130H251ZM3 130V131H2ZM9 130V131H8ZM154 130V131H153ZM181 130V131H180ZM192 130V131H191ZM215 130H218L217 132H215ZM67 131V132H66ZM85 131V132H84ZM95 131V132H94ZM143 131V132H142ZM206 131L209 133H206ZM6 132V133H5ZM9 134H8V133ZM29 132V133H28ZM43 132V133H42ZM62 132H63V134H62ZM189 132H190V135H188V137L186 136L187 134H189ZM205 132V133H204ZM227 132V133H226ZM14 133V135H12V134ZM28 133V134H27ZM54 133V134H53ZM56 133V134H55ZM67 133V134H66ZM166 133H167V135H166ZM3 134H4V136H3ZM8 134V135H7ZM38 136H37V135ZM49 134H50V137H46V136H49ZM58 134L60 135L59 136V138H58ZM72 134H73V136H75V134L77 135V136H75L74 138H75V140H72V139H74L73 138V136H72ZM186 134V135H185ZM207 134V135H206ZM226 134V135H225ZM231 134H232V144H234L232 147H231V145H229L230 144V142H229V138L228 137H230L231 136ZM234 134H236V135H234ZM250 134V135H249ZM252 134V135H251ZM6 135V136H5ZM11 135V136H10ZM15 135H17V138H16V136ZM32 135V136H31ZM41 135H43V137H41ZM65 135V136H64ZM69 135H71V138H70V136ZM138 135V136H137ZM163 135V136H162ZM183 135L184 136H186L187 137V139H186V137H185V139H186V141H184V139H183ZM211 135V136H210ZM215 135V136H214ZM55 136V137H54ZM78 136H79V138H78ZM177 136V137H176ZM225 136V137H224ZM241 136H243V137H241ZM251 136V138H249ZM10 137H11V139H14V140H12V141H9V140H11L10 139ZM30 137V138H29ZM33 137H34V140H33ZM45 137H46V139H45ZM61 137H62V139H61ZM64 137V138H63ZM68 137H69V139H68ZM140 137V138H139ZM143 138V140H142V138ZM209 137V138H208ZM211 137V138H210ZM256 137V138H255ZM16 138V139H15ZM36 138V139H35ZM40 140H39V139ZM43 138V139H42ZM50 138V139H49ZM56 138V139H55ZM139 138V139H138ZM146 138V139H145ZM190 140H189V139ZM194 138H196V139H194ZM238 138V139H237ZM30 139V140H29ZM42 139V140H41ZM53 139V140H52ZM55 139V140H54ZM64 139L65 140H70L69 142V145H66L65 143H63L64 142ZM78 139V140H77ZM174 139V140H173ZM192 139H194L193 141H192ZM5 140V142H3ZM23 140V141H22ZM36 140V141H35ZM45 140V141H44ZM160 140H163V141H160ZM187 140H189V141H187ZM205 140V141H204ZM231 140V139H230ZM233 140H235V141H233ZM238 140V142H236ZM37 141H39V142H37ZM75 143L74 145H73V142ZM76 141V142H75ZM177 141H178V144H177ZM192 141V142H191ZM198 141L200 142V143H198ZM204 141V142H203ZM11 142V143H10ZM18 142V143H17ZM37 142V143H36ZM44 143L45 145H44V147H43V145L41 144V143ZM59 142H60V144H59ZM189 142H191V143H189ZM194 142V143H193ZM203 144H202V143ZM221 142V143H220ZM235 142V143H234ZM263 143H264V141H262ZM15 143V144H14ZM23 143V144H22ZM38 145H36V144ZM40 143V144H39ZM55 143V144H54ZM63 143V144H62ZM72 143V144H71ZM108 143L109 144H118L119 145V147L117 148V149H111L110 150V148H109V146H108ZM163 143V144H162ZM209 145H208V144ZM225 143V144H224ZM229 143V144H228ZM2 144V145H1ZM16 144H17V146H16ZM53 144H54V147L53 148H51L52 146H53ZM162 144V145H161ZM186 144V145H185ZM206 144H207V146H206ZM217 144V145H216ZM228 144V145H227ZM241 144V143H240ZM11 145V146H10ZM34 146V148H33V146ZM40 145H42V149H40ZM60 145V146H59ZM62 145V146H61ZM190 145V146H189ZM225 145V147H223ZM227 145V146H226ZM10 148H8V147ZM15 146V147H14ZM48 146V147H47ZM138 146V147H137ZM188 146H189V148H188ZM202 146V147H201ZM205 146V147H204ZM212 146H214V147H212ZM222 146V147H221ZM228 146H230L229 148H228ZM254 146V147H253ZM256 146V147H255ZM11 147H14V149L12 150V148ZM20 147H21V149H20ZM39 147V148H38ZM47 147V150H44L45 148ZM60 147V148H59ZM74 149H73V148ZM183 147H185L184 149H183ZM187 147V148H186ZM202 149H201V148ZM206 147H212V148H210V149H208L207 148V150H213V149H215V150H213L212 151V153L210 154V153H207V152H209V151H207L206 150ZM235 147V148H234ZM257 147H259V151H262L261 153L259 152V154H258V149H256ZM6 148H8L7 150H6ZM73 150H72V149ZM216 148H217V150H216ZM228 148V149H227ZM18 149H20V150H18ZM33 150V149H35V150H33L32 152L30 151L29 152V154H28V151L29 150ZM50 149H52V151L53 152H51V153H49V150ZM179 149H180V151H179ZM227 149V150H226ZM237 149V150H238ZM254 149H255V151L257 152H255L254 151ZM12 150V151H11ZM37 150H39L40 151V154H41V156L40 157H38L37 158ZM205 150V151H204ZM246 150V151H245ZM8 151V152H7ZM16 151V152H15ZM34 151H36V153L34 152ZM38 151V152H39ZM41 151H42V153H41ZM45 151V153L46 154H44L43 152ZM150 151V152H149ZM164 151V152H163ZM207 151V152H206ZM9 152H11V154L9 153ZM34 152V153H33ZM188 152V153H187ZM204 152H206L207 154H204ZM8 153L10 154V155H8ZM16 153V154H15ZM21 153V154H20ZM23 153V154H22ZM30 153H32L33 155H31ZM146 153H147V156H146ZM160 153L162 154V156L160 155ZM239 153H241V152H239ZM238 153V154H239ZM28 156H27V155ZM37 154V155H36ZM42 154H44L43 156L44 157H42ZM144 154H145V156H144ZM165 154H167L168 155V157H167V155H165ZM210 156H209V155ZM213 154H215V156L213 155ZM222 154V155H221ZM241 154H243V152L241 153ZM251 154V155H252ZM92 155V156H91ZM196 155V156H195ZM206 155V157H207V155H208V157L205 159V156ZM213 155V156H212ZM219 155V156H218ZM248 155H250V153L248 154ZM12 156V157H11ZM30 156V158H27V157H29ZM32 156V157H31ZM184 156V157H183ZM254 156V158H256L255 157V155H253ZM19 159H17V158ZM142 157H144V159H142ZM195 157H198L197 159L195 158ZM203 157V158H202ZM219 157V159H217ZM251 157V156H250ZM14 158H16V159H14ZM21 158H23V161H24V159L26 160V162L28 161V163L27 164H25L26 162H24V164H22V160H21ZM27 158V159H26ZM42 158V159H41ZM44 158V159H43ZM116 158V159H115ZM166 160H165V159ZM167 158H168V160H169V162H168V160H167ZM189 158V159H188ZM191 158H193V160H195V163L196 164H194V161H192V159ZM212 158L213 159H215V160H212ZM221 158V159H220ZM249 158V157H248ZM253 158V157H252ZM28 159H30V161L28 160ZM41 159V160H40ZM99 159H101L100 161H99ZM163 159V160H162ZM184 159V160H183ZM207 159H211V160H207ZM245 159V158H244ZM244 159H242V160H244ZM247 159V158H246ZM251 159V158H250ZM203 160V163H204V165H205V168H203L204 167V165H203V163L202 164H200V162ZM241 160V161H242ZM83 161H85L87 164L86 165H84L83 164ZM144 161V162H143ZM160 161H162L163 163H160ZM167 161V162H166ZM190 161H192L191 163H190ZM197 161V162H196ZM251 161V162H250ZM21 162V163H20ZM59 162H61V164L59 163ZM100 163V168H99V164H97V163ZM210 162V163H209ZM253 162H255V164L253 163ZM160 163V164H159ZM190 163V167L187 165V164H189ZM217 163H218V165H217ZM254 165H256V166H253V164ZM65 164V165H64ZM97 164V165H96ZM107 164V165H106ZM109 164V165H108ZM143 164V165H142ZM169 166H168V165ZM245 164V163H244ZM22 166V167H18V166ZM24 165V166H23ZM210 165L212 166L211 168H210ZM240 165H241V167H240ZM257 165H259V166H257ZM96 166H98V167H96ZM157 166H158V168H157ZM13 167H18L19 169L17 170V172H16V170L14 171V172H16V175L14 174V172H13ZM91 167H93V171H92V173H91ZM136 167H138L139 168V170L141 171H139L138 170V168H136ZM192 167V168H191ZM194 167V168H193ZM215 167V168H214ZM252 167L253 168H255V169H252ZM172 168H174V170L175 169H177V170H173ZM221 168V169H220ZM237 168H239V169H237ZM240 168H242V170L240 169ZM15 169H17V168H15ZM135 169H137L136 171H138V172H136V171H134ZM167 169V170H166ZM201 169H202V172H201ZM165 170V171H164ZM200 170V171H199ZM249 170H252L251 172L249 171ZM256 170H257V172H256ZM51 171V172H50ZM143 171V172H142ZM159 171V172H158ZM206 171V172H205ZM208 171H209V173H208ZM236 171V172H237ZM13 172V173H12ZM90 172V173H89ZM140 172V173H139ZM166 172V173H165ZM202 173V174H200V173ZM216 172V173H215ZM218 172V173H217ZM250 172V173H249ZM256 172V173H255ZM6 173H7V175L9 174V176H7L6 175ZM11 173V174H10ZM44 173V174H43ZM89 173V176H90V178L88 177V174ZM105 173V174H104ZM169 173V174H168ZM215 173V174H214ZM245 173V174H244ZM90 174H92V175H90ZM95 174H96V176H95ZM126 174V175H125ZM141 174V175H140ZM200 174V175H199ZM212 174V176L211 177H208V176H210ZM32 175V176H31ZM106 175V176H105ZM140 175V176H139ZM169 175V176H168ZM193 175V176H192ZM197 175H199L198 177H197ZM251 175V176H250ZM256 175V176H255ZM14 176H15V179H14ZM39 176V177H38ZM43 176V177H42ZM138 176V177H137ZM156 176V177H155ZM162 176H163V178H162ZM165 176V177H164ZM168 176V177H167ZM172 176V177H171ZM175 176V177H174ZM189 176V177H188ZM248 176V177H247ZM9 177V178H8ZM62 177V178H61ZM157 177H158V179H157ZM171 177V178H170ZM191 177V178H190ZM194 177H196V178H194ZM201 179H200V178ZM10 179V181L8 180V179ZM40 178V179H39ZM42 178V179H41ZM84 178V179H83ZM98 178V179H97ZM107 178H109V179H107ZM117 180H116V179ZM192 178H194V181H192L193 179ZM238 178V179H237ZM8 180V182L7 181H5V180ZM63 179V181H61ZM83 179V180H82ZM91 181H90V180ZM157 179V180H156ZM168 179V180H167ZM206 179H208V180H206ZM211 179V181H209ZM244 179V180H243ZM246 179V180H245ZM97 180V181H96ZM111 181V183L109 182V183H106V182H108V181ZM122 180V181H121ZM163 180V181H162ZM168 181V183H167V181ZM191 180V181H190ZM198 180V181H197ZM3 181H5L6 183H4ZM94 181V182H93ZM96 181V182H95ZM162 181V182H161ZM182 181V182H181ZM190 181V182H189ZM196 181V182H195ZM231 181V183H233ZM234 181V182H235ZM258 181V182H257ZM41 182H42V185H41ZM89 182H90V186H89ZM98 182H101V183H103V185L101 184V183H98ZM118 182V183H117ZM138 182V183H137ZM166 182V184H165V189L164 190H166V194L167 195H169V196H167L168 197V201L166 202V198L162 195L164 192V190L162 189L161 190V188L162 187H164V184L163 183H165ZM178 182V183H177ZM187 183L186 185L184 184V185H182L181 183ZM189 182V183H188ZM204 182H206V185H205V183ZM214 182V181H213ZM260 182V183H259ZM3 183L5 184V185H3ZM93 183V184H92ZM130 185H129V184ZM182 186H187L186 188H188V189H190L189 187H191V185H195L196 186V188H195V186H193L192 188H191V190L190 191H193V192H191V194L193 193V195L189 198H186V196L185 195H190V194H185L184 193V195H183V193L182 192H184V191H180V192H177V188L176 187H181V185ZM199 183H201V185H205V186H209V187H205L206 188V190L208 189V191L206 192L207 194H208V197L209 198H213V199H215L214 201L213 200H210L208 197H206V196H204V194H205V191L206 190H204L205 188L204 187H200L198 184ZM208 183V184H207ZM256 183V184H255ZM258 183V184H257ZM37 184H38V186H37ZM44 184V185H43ZM97 184V185H96ZM112 184V185H111ZM137 184V185H136ZM180 185V186H178V185ZM250 184L252 185V186H250ZM259 185V184H262V186H258V187H262V189H261V191H263V192H261L260 191V189H258V187L257 186H255V185ZM27 185V186H26ZM160 185H163L162 187H160ZM172 185H174V186H172ZM226 187H225V186ZM233 185V184H232ZM11 186V187H10ZM84 186V187H83ZM94 187V188H92V187ZM100 186H105V188L103 187V189H102V187H100ZM131 186V187H130ZM139 186V187H138ZM172 187V189L173 190H170L171 189V187ZM213 186V185H212ZM24 187V188H23ZM26 187V188H25ZM38 187V188H37ZM40 187V188H39ZM99 187V188H98ZM114 187V188H113ZM125 187V188H124ZM173 187H175V188H173ZM228 187V188H227ZM241 188V190H238V189H240ZM249 187V188H248ZM252 187V188H251ZM253 187H254V189H253ZM257 187V188H256ZM7 188H8V190H7ZM44 190V189H46V191L44 192L46 195H48V193H49V196H46L44 193H41L40 191H42V189ZM88 188H91V190L90 189H88ZM101 188V189H100ZM117 189V191H116V189ZM118 188H120V189H118ZM185 188V189H186ZM201 188H204L203 190H204V194H203V197H202V193L203 192H201V191H203ZM209 188H210V192H209ZM221 188V189H220ZM227 188V189H226ZM27 189V190H26ZM29 189H31V190H29ZM62 189V190H61ZM86 189H87V191H86ZM93 189H94V191H93ZM98 189V190H97ZM112 189V192L114 193H112L110 190ZM196 189L199 191V193H197L196 194V192H198V191H196ZM226 189V190H225ZM237 189V190H236ZM247 189V190H246ZM15 190H17L16 192H15ZM29 190V191H28ZM97 190V191H96ZM126 190V191H125ZM144 190V191H143ZM146 190V191H145ZM182 190V189H181ZM184 190V189H183ZM217 190H218V192H220V193H218L219 195H220V197L222 198V200L221 199H219V195H218V197H217V194H215L216 192H217ZM221 190V191H220ZM251 190V191H250ZM254 190H259L262 194H260V192H258V193H254ZM12 191V192H11ZM62 191V192H61ZM109 191H110V193H109ZM115 191V192H114ZM124 191H125V193H124ZM161 191V192H160ZM168 191H169V193H168ZM190 191H187V193H190ZM211 191L214 193H212L211 194ZM240 191V192H239ZM244 193H242V192ZM255 191V192H256ZM7 192V193H6ZM85 192V193H84ZM93 192V193H92ZM104 192V193H103ZM118 192V193H117ZM163 192V193H162ZM177 192V193H176ZM186 192V191H185ZM224 192V193H223ZM38 193V192H37ZM91 193V194H90ZM95 193V194H94ZM100 193H101V195H100ZM125 195H124V194ZM130 193H131V195H130ZM160 193H161V195H160ZM179 193V194H178ZM222 193V194H221ZM241 193H242V195H241ZM3 194V195H2ZM109 194V195H108ZM182 194V195H181ZM226 194V195H225ZM260 194V195H259ZM18 195V196H17ZM42 195H44V196H42ZM51 195V196H50ZM112 195H114V196H112ZM118 195V196H117ZM145 195V197H143ZM179 195V196H178ZM206 195V194H205ZM221 195H223V196H221ZM234 195V196H235ZM246 195H247V197H246ZM29 197V199H28V197ZM34 196H35V198L38 200V202H37V204H36V202H35V198H34ZM38 196V197H37ZM52 196H54V197H52ZM98 198H97V197ZM107 196H109L108 198H107ZM135 196V197H134ZM184 198H183V197ZM212 196H214V197H212ZM8 197V198H7ZM12 198V200H11V198ZM41 197H43V198H41ZM52 197V198H51ZM58 197H60L59 199H57ZM62 197H63V199H62ZM86 197V198H85ZM88 197H91V198H88ZM130 197V198H129ZM164 197V198H163ZM182 197V198H181ZM206 197V198H205ZM219 199V201L217 200V198ZM232 197H233V200H232ZM22 198H24L23 196H22ZM34 198V199H33ZM96 199V202L94 203V201H95V199ZM101 198V199H100ZM105 198H107L108 200H106L105 201ZM128 198L130 199L129 201H128ZM142 198H144V199H142ZM205 200H204V199ZM209 199L210 201H207L206 199ZM33 199V200H32ZM49 199H50V203H49ZM54 200V203H53V200ZM89 199V200H88ZM139 199H140V204H142V205H140L138 202H139ZM142 199V200H141ZM170 199H172L171 200V202H169L170 201ZM176 199V200H175ZM201 199V200H200ZM20 200V199H19ZM36 200V201H37ZM44 200V201H43ZM98 200V201H97ZM144 200H146V201H144ZM175 200V201H174ZM190 200V201H189ZM231 200L233 201V202H231ZM249 200V201H248ZM52 201V202H51ZM58 201V202H57ZM60 201H62V205H61V202ZM84 201V202H83ZM107 201H109V202H107ZM126 201V202H125ZM144 201V202H143ZM172 201H174L173 202V204L177 201V206L176 205H172ZM180 201H181V203H180ZM201 201V202H200ZM207 201V202H206ZM221 201V202H220ZM39 202H41L40 204H39ZM64 202V203H63ZM82 204H81V203ZM111 202V203H110ZM124 202V203H123ZM143 202V203H142ZM168 202H169V204H168ZM200 202V203H199ZM220 202V203H219ZM223 202H226V203H223ZM231 202V203H230ZM238 202V204H235V203H237ZM263 202V203H262ZM46 203H47V205H46ZM58 204L59 203V205H61L60 206V208L62 207V210L60 209V208H58V210L60 211L59 213H58V215L63 211V209H65V207H67L68 208V210H69V213H73L72 215L71 214H69L68 212H67V214H69V215H67V220L69 219V221L70 220H74L75 221V219H74V217L76 218V221H75V223H76V225H74V224H72L73 226H71V227H69L70 225H68V227L70 228H67L66 229V226H62L63 224H66V220H65V216H64V213L62 214V216L61 215H59V219H58V221L56 222V229L53 227L54 225H55V223H52L51 225H50V227L51 228H49V227H47V224H48V226H49V224L51 223V221L53 220L52 218V216H50L49 218H50V222L48 221V216L47 215H45L46 214V212H49V211H52V207H54V206H59V205H56V204ZM79 203V204H78ZM120 203V204H119ZM122 203V204H121ZM132 203H134L133 205H132ZM136 203H137V205H136ZM213 203V204H212ZM6 204V205H5ZM39 204V207L40 206H42V210H44L45 208H46V210H44L43 212H44V214L42 215V212L38 209V208H35V206L34 205H38ZM49 204H50V206H49ZM80 204L82 205V206H80ZM101 204V207L99 206V205ZM106 204H108V205H106ZM127 204V205H126ZM139 204V205H138ZM176 204V203H175ZM226 204V205H225ZM262 204V205H261ZM10 205V206H9ZM12 205V206H13ZM77 205V206H76ZM85 205H87V206H85ZM98 205V206H97ZM124 205V206H123ZM180 205H182L181 207H179ZM219 207H218V206ZM221 205H222V207H221ZM9 206V207H8ZM32 206H34V208L36 209L35 211H40L41 212V215L42 216H44V218H42L41 220L40 219H38V220H36L37 221V223H34V221L33 222H31L30 221V224H29V220H30V218H31V216L29 217V215L27 214V216L25 215V213H29V211L31 212L33 209H32ZM45 206V207H44ZM73 206V207H72ZM83 206H85V208H86V210L87 211H83V210H85V208H83ZM99 207V208H97V207ZM103 206H106L105 208H103ZM112 206V207H111ZM116 206H118V208L116 207ZM119 206H121V207H119ZM126 206V207H125ZM132 206V207H131ZM133 206H134V208H133ZM139 206V209L137 208ZM174 206V207H173ZM177 207V209H175L176 207ZM64 207V208H63ZM91 207L93 208L92 210H91ZM96 207V208H95ZM143 207L145 208V209H143ZM204 207V208H203ZM214 207H216V208H214ZM222 208L221 210H219L218 208ZM1 208V209H2ZM6 208V209H7ZM17 208V209H16ZM67 208L65 209V211H67ZM79 208H83L80 212H79ZM116 208H117V211H116ZM126 210H125V209ZM202 208H203V211H202ZM248 208H250L249 209V212H248ZM5 209V210H6ZM10 209V208H9ZM38 209V210H37ZM48 209V210H47ZM73 209H74V211H73ZM97 209V211H95ZM118 209L120 210V211H123L124 213L125 212H127V213H125V214H123L122 212H121V215L123 214V215H128L129 214V216H130V212H132V211H140V209H141V211H140V213H142L144 216H142V219H143V222H144V220L145 221H148V223L151 221V225H153V223H155V222H157V219H159L158 221H160V220H162V222L161 223H166V225H168V227H169V222H172V224H174V225H179V227H180V225H181V228H184V224L186 223H189L190 225L188 226V227H186V229H188L189 228V231H187L188 233L189 232H191V234L189 235L188 233V235L187 236H184V237H186V238H191V237H196L195 238V240L196 241H193V243H191V242H185V238L183 237V235H180L179 234V232L178 233H176V234H173V235H175V236H179L180 237V239H178L177 237H172V233H169V232H172V231H168V234H167V236H165L166 238H168L169 240H171V243H175V245H173V247H172V250H170V247L172 246L171 245V243H170V241L168 240V239H164V240H158L157 242H155V243H152V242H150V243H148V241L146 242V241H143V244H141V243H138L137 244V246H136V248H132V247H128L127 245H126V242H125V239L121 236V234H120V232L117 230H115V228L113 227V226H111L112 224V222H108V221H104V220H106L107 219V217H106V215H108V219H109V215L110 214H108L109 213V211H110V213L111 212H119L118 211ZM122 209V210H121ZM134 209V210H133ZM25 210V211H24ZM56 210H57V208H56ZM90 210H91V212L92 211H94V212H90ZM125 210V211H124ZM175 210H177L178 212H179V210H181V212H179V213H182V214H178V212L176 211V214H175ZM216 210V211H215ZM233 210V211H232ZM11 211V212H12ZM16 211H17V213H18V211L20 212V213H16ZM39 211L37 212L38 214H40L39 213ZM54 211V210H53ZM65 211H63V212H65ZM73 211V212H72ZM99 211H101V212H99ZM167 211V212H166ZM183 211V212H182ZM202 211V212H201ZM243 211V212H242ZM2 212H4V210H0V213H2ZM12 212V213H13ZM57 212V211H56ZM55 212V213H56ZM75 212H76V214H75ZM84 212V213H83ZM90 212V213H89ZM107 212V214H105ZM164 212H165V214H167V217H164ZM242 212V213H241ZM245 212H248L247 213V215H245ZM9 213H10V211H9ZM35 213V212H34ZM66 213V212H65ZM78 213L80 214H82V216H81V214H80V216L78 215ZM154 213V215H152ZM220 213V214H219ZM254 213V214H253ZM15 214H17V217H16V215ZM38 214H37V216H38ZM53 214V213H52ZM91 214V215H90ZM103 215V214H105V219H104V217L102 216V218L103 219H100L99 220V222L100 221H103L102 223L100 222V223H98V221H94L93 219H92V217L94 216V219H96V218H99V217H97L98 215ZM152 215L153 217L151 218V219H149L148 217L150 216V215ZM184 214V217L183 218H185V220L187 221H184L182 218H180L182 215ZM217 215L216 217H215V215ZM241 214V215H240ZM7 215V216H6ZM50 215V214H49ZM58 215H56V217L58 216ZM73 215H76V216H73ZM78 215V216H77ZM87 215H89V217L87 216ZM147 215V216H146ZM149 215V216H148ZM164 217V220H168V222H164V220L161 218L162 216ZM178 215H179V217H178ZM181 215V216H180ZM195 215V216H194ZM196 215H197V217H196ZM204 215V216H203ZM206 215H208V216H206ZM219 215V216H218ZM220 215H222V217L224 218V219H222V217L220 216ZM13 216V217H12ZM22 216V217H21ZM46 216V217H45ZM91 216V217H90ZM95 216H96V218H95ZM199 216V217H198ZM203 216V217H202ZM212 216H213V218H212ZM27 219H26V218ZM61 217V218H60ZM64 218V220H63V218ZM77 217H80V218H78V219H80V221H78L77 220ZM151 217V216H150ZM195 217H196V220H194L195 219ZM205 217V220L204 219H202V218H204ZM207 217V218H206ZM218 217V218H217ZM241 217V218H240ZM255 217V218H254ZM3 218V219H2ZM11 218H13L12 220L13 221H11L10 219ZM21 218H23V219H21ZM32 218H37L36 217V214H34V215H32ZM31 218V219H32ZM47 218V219H46ZM73 218V219H72ZM87 218V221L85 220ZM145 218V219H144ZM149 220H148V219ZM157 218V219H156ZM191 219L192 218V220H188V219ZM198 218V219H197ZM210 218H212V219H210ZM233 218H234V220H233ZM44 219H46V222L44 221ZM52 219V220H51ZM61 219H62V221H61ZM107 219V220H108ZM110 219H112L111 218V216H110ZM180 219L183 221V222H185V223H180L181 221H180ZM202 219V220H201ZM220 219H222V220H224L223 222L222 221H220ZM226 219L228 220L227 222L229 223H231L232 222V225L234 226H232L231 228H229L230 227V224H229V227L228 226H226V225H228L227 223H225V221H226ZM230 219V220H229ZM26 220H28V221H26ZM39 220H40V222H39ZM166 220V221H167ZM193 220H194V222H193ZM200 220L202 221V223H203V220L205 221V223H207V225H210L209 227H211V229L212 230H210V228H207L208 226L204 223V225H202L201 224V222H200ZM206 220H207V222H206ZM35 221V222H36ZM42 221H44V222H42ZM64 221V222H63ZM74 221H73V223H74ZM211 221H214V222H212L211 223ZM239 223H238V222ZM254 221V222H253ZM41 222H42V224H41ZM63 222V223H62ZM68 222V221H67ZM106 222H108L109 224H111L110 226L112 227L111 228V230H110V226H108L107 228H106ZM199 222V223H198ZM223 224V223H225L226 225H224V227L220 224ZM258 222H260V224L258 223ZM34 225H33V224ZM46 224V226H44L45 224ZM58 223V224H57ZM96 223V227L94 226V224ZM168 223V224H167ZM178 223H180V224H178ZM216 223V224H215ZM219 223V224H218ZM259 224V228H257L258 227V225H256V224ZM5 226H4V225ZM7 224L10 226H8L9 228H7L6 226H7ZM19 225V227L17 226V228H16V225ZM32 224V226H30ZM36 224V225H35ZM41 224V225H40ZM70 224V223H69ZM82 224V225H81ZM90 224H92V225H90ZM150 224V223H149ZM192 224V225H191ZM213 224V225H212ZM214 224L216 225V228H215V226H214ZM29 225V226H28ZM57 225H58V227H57ZM78 225H79V228H77L78 227ZM83 225H84V227H83ZM105 225V226H104ZM170 225H171V223H170ZM188 225V224H187ZM199 225H202L201 227L199 226ZM205 225H206V227H205ZM217 225H220V226H217ZM43 226V227H42ZM61 226V227H60ZM75 226V227H74ZM82 226V227H81ZM90 226V227H89ZM98 226V227H97ZM173 226V225H172ZM183 226V227H182ZM186 226V225H185ZM224 228H222V227ZM6 227V228H5ZM21 227V228H20ZM45 227H47V228H45ZM95 227V228H94ZM103 227V228H102ZM207 228V229H209L210 230V232H208L207 231V234L208 233H210L211 235H210V237H209V234L207 235L206 234V232H204V231H206L204 228ZM226 227V228H225ZM4 228V229H3ZM12 228H14V231H16L17 232V230H18V232H20V231H22L23 233H17V235L19 234V236L17 237V235H16V232H14L13 231V229ZM19 228V229H18ZM42 228H45V230L43 229V232H41V229ZM49 228V229H48ZM61 228V229H60ZM65 228V229H64ZM88 228V229H87ZM108 229V230H105V229ZM191 228V229H190ZM193 228H194V230H193ZM199 228H201L200 230L201 231H199ZM7 229V230H6ZM15 229H17V230H15ZM23 229V230H22ZM36 229V230H35ZM46 229H48L49 230V232H50V230H52L53 229V231L55 232V233H49L51 236L49 237L48 235H47V230ZM60 229V230H59ZM63 229V230H62ZM71 229H72V231H73V236H71L72 235V231H71ZM78 229V231L79 232H77L76 230ZM93 229H96V230H94L93 231ZM99 229V230H98ZM198 229V230H197ZM203 229H204V231H203ZM66 230V231H65ZM82 230L84 231V233L82 232ZM87 230H92L91 232H89V231H87ZM110 230V231H109ZM113 230H114V232H113ZM195 232V234L193 233V231ZM229 230V231H228ZM61 231V234L59 233ZM67 231H68V234H67ZM75 231H76V234L78 233V235L81 237V238H79V236L78 235H76L75 234ZM100 231V232H99ZM254 231H256V232H254ZM262 232V235H261V232ZM39 232V233H38ZM41 232V233H40ZM57 232L60 234V235H58L57 234ZM62 232H64L63 233V235L65 234L66 236H67V238L69 237V239L66 241V236L64 237L63 235H62ZM82 232V233H81ZM86 232V233H85ZM197 232H199V233H197ZM207 235V237H206V235L204 234V233ZM71 233V234H70ZM91 233V234H90ZM96 233V234H95ZM257 234V235H254V234ZM6 234V235H5ZM11 234V235H10ZM244 234L245 235H250V240L247 242L246 241V239L245 238H247V237H249V236H247V237H245L244 236ZM12 235H14V237L12 236ZM34 235H36V236H34ZM39 235H40V238H39ZM43 235V236H42ZM56 236V239L54 238L55 236ZM59 237H58V236ZM77 237H76V236ZM87 235H91V238L89 237V236H87ZM205 236L204 237V239H203V237L202 236ZM237 235H239L238 237H237ZM10 236H12L11 238H10ZM42 236V237H41ZM45 236V237H44ZM46 236L48 237V239H49V241H48V239L46 238ZM60 236H62V237H60ZM85 236V237H84ZM94 236H96V237H94ZM97 236H100L99 237V239H98V237ZM191 236V237H190ZM232 236H236V238L234 239ZM259 236V238H258V240H257V237ZM5 237H6V239H5ZM33 237V238H32ZM71 237V238H70ZM73 237H76V238H73ZM89 237V238H88ZM193 237V238H194ZM245 237V238H244ZM10 238V239H9ZM17 238H18V241H17ZM41 238L44 240L43 242V247H42V240H41ZM51 238V239H50ZM79 238V239H78ZM172 238H173V241H172ZM175 238H177V239H175ZM182 238H184V240L182 239ZM210 238V239H209ZM242 238V239H241ZM37 239V240H36ZM60 239H62V240H60ZM65 239V240H64ZM73 239H75V240H73ZM82 239L84 240V241H82ZM104 239H106V240H104ZM182 239V240H181ZM222 239V240H221ZM231 239H234V240H236V242L234 241H232L233 243H231ZM239 239V240H238ZM249 239V238H248ZM9 240V241H8ZM15 240H16V242H15ZM37 241V244H35L36 243V241ZM45 240H47V242L45 241ZM55 240V241H54ZM198 240V241H197ZM215 240H217V241H215ZM228 242H227V241ZM238 240V241H237ZM241 240H242V243H243V245H241L242 243H241ZM8 241V242H7ZM35 241V242H34ZM41 242V244L39 243V242ZM59 241H62V242H59ZM81 241V242H83L84 243V245L83 246H80V244L78 245V247H77V245H76V243L78 244L79 242ZM108 241V242H107ZM174 241H176V242H174ZM187 241V240H186ZM191 241V240H190ZM213 241V242H212ZM245 241L247 242V243H245ZM259 241V242H258ZM2 242V243H1ZM33 242H34V244H33ZM194 242H196V243H194ZM238 242V243H237ZM25 243V244H24ZM47 245H46V244ZM58 243V244H57ZM82 243V244H83ZM98 243V244H99ZM145 243H148V244H150V246L149 247H151V245H157L155 248H151V249H149V248H147L148 247V244H145ZM248 243H250V244H248ZM14 244V245H13ZM21 244V245H20ZM26 244H27V247H26ZM52 245V246H50L49 247V245ZM63 244V245H62ZM81 244V245H82ZM158 244H159V246H158ZM169 244V245H168ZM233 244V245H232ZM262 244V245H261ZM6 245V246H5ZM40 245H41V247H40ZM45 245H46V247H45ZM56 245V246H55ZM69 245V246H68ZM101 245V244H100ZM98 246V245H95V246H97V247H99V248H101L102 249V245L101 246ZM114 245V244H113ZM143 245V246H142ZM145 245H146V248H145ZM180 245V246H179ZM258 245V246H257ZM47 246H48V248H47ZM80 246V247H79ZM91 246V245H90ZM92 247L93 248V253L96 251H94V249L96 248V247ZM140 246V247H139ZM252 246V247H251ZM9 247V248H8ZM20 247V248H19ZM40 247V248H39ZM52 247V248H51ZM68 247H69V249L71 250V251H69V249H68ZM88 248V252L87 251H85L86 249H84V248ZM137 247H139V248H141L142 250H140V251H145V252H140V251H138L137 249ZM169 247V248H168ZM237 247V248H236ZM39 248V249H38ZM51 248V249H50ZM66 248V249H65ZM72 248V249H71ZM75 248V249H74ZM77 248V249H76ZM79 248V249H78ZM81 248V249H80ZM91 248V247H90ZM216 248V249H215ZM243 250H242V249ZM3 249V250H2ZM23 249V251H21ZM34 249V250H33ZM38 249V250H37ZM57 249H59V251H57ZM63 249H64V255H63ZM100 249V250H101ZM118 249V250H117ZM147 251H146V250ZM158 250L157 251V253H155V250ZM180 249H181V251H180ZM234 249V250H233ZM236 249V250H235ZM248 249V250H247ZM264 249V248H263ZM10 250H12L11 252H10ZM32 251V252H30L29 253V251ZM49 250H50V252H49ZM73 250H77L76 252L74 251L73 252ZM79 250V251H78ZM90 250V251H89ZM239 250H241V251H239ZM246 250V251H245ZM37 251V252H36ZM60 251H61V253H62V255H63V259L61 258L62 257V255L60 254ZM82 251V252H81ZM98 251H99V249H98ZM102 251H103V249H102ZM149 251V252H148ZM228 251V252H227ZM233 251H235V252H233ZM264 251V250H263ZM26 252V253H25ZM47 252H49V253H47ZM56 252H57V255H58V257L56 256V257H54L55 255H56ZM68 252H70V253H72V254H70V253H68ZM86 252V254H84V255H82L81 253H85ZM91 252V253H90ZM97 252V251H96ZM116 252H118V254L116 253ZM180 252V253H179ZM233 252V253H232ZM247 252V253H246ZM5 253V254H4ZM21 253V254H20ZM32 254L30 257L31 258H27V256H28V254ZM74 253V254H73ZM76 253H78L77 255H75ZM80 253V254H79ZM90 253V254H89ZM146 253V254H145ZM153 255H152V254ZM226 253H228V254H226ZM230 253V254H229ZM15 254H16V256H15ZM24 254V255H23ZM27 254V256L25 257V255ZM49 254V255H48ZM68 255V254H70V256L68 257V256H66V255ZM97 254V253H96ZM100 254V253H99ZM125 254V255H124ZM142 254H143V257H142ZM148 254H151V255H149L150 257H153L154 258V260L151 262V261H149V260H147L148 259V257L149 256H147L146 257V255H148ZM156 254V255H155ZM186 254V255H185ZM225 254V255H224ZM263 254V255H262ZM7 255V256H6ZM23 256V258L22 257H20V256ZM36 255L38 256V257H36ZM72 255H74V257L72 256ZM81 255V256H80ZM85 255H88V257L90 258V256H91V258L90 259H88L87 258V256H85ZM145 255V256H144ZM162 255V256H161ZM230 255V256H231ZM241 256L240 257H242L243 258V262H244V264H246L247 262H248V264H251V262L249 263V261H250V258H249V256H248V258L247 259H245L244 257V255H242V254H240ZM9 256V257H8ZM13 256H15L16 258H13ZM45 256V258H43ZM52 256V257H51ZM61 256V257H60ZM65 256H66V258H65ZM71 256H72V259H70L71 258ZM78 256V257H77ZM124 256V257H123ZM159 256H160V258H162L161 260H158L159 259ZM244 256V257H243ZM261 256V257H260ZM39 257L40 258H43V260L42 259H39ZM54 257V258H53ZM68 257V258H67ZM81 257H83L81 260H80V258ZM128 257V258H127ZM146 257V258H145ZM170 257V258H169ZM218 257H219V259H218ZM223 257V258H222ZM18 258L20 259V260H18ZM25 258V259H24ZM33 258L35 259L36 258V260H33ZM41 261V262H39V260ZM52 258H53V260H52ZM57 259V260H55L54 261V259ZM58 258H59V260H58ZM65 258V259H64ZM132 258V257H131ZM231 258V257H230ZM45 259V260H44ZM49 259H47V260H49ZM61 259V260H60ZM145 259V260H144ZM14 260H16L15 262H13ZM24 260H26V263H25V261ZM29 260H30V262H29ZM32 260V261H31ZM46 260V261H47ZM52 260V261H51ZM88 260V261H87ZM136 260V259H135ZM221 260V261H220ZM242 260V259H241ZM245 260H246V262H245ZM248 260V261H247ZM18 261H20V262H18ZM58 261V262H57ZM60 261V262H59ZM75 261H78V260H75ZM74 261V262H75ZM148 261V262H147ZM263 261V262H262ZM29 262V263H28ZM85 262V263H84ZM262 262V263H261ZM9 263V262H8ZM49 263V261L48 262H46L45 264H48ZM78 263V262H77ZM77 263H75V264H77ZM81 263V264H82ZM90 263V264H91ZM166 263H167V261H166ZM166 263H164V264H166ZM167 263V264H168ZM11 264V263H10ZM53 264V263H52ZM67 264V263H66ZM138 264V263H137ZM243 264V263H242Z\"/></svg>","mask_w":264,"mask_h":264}]
</instances>
